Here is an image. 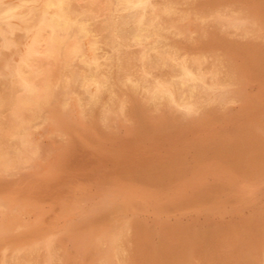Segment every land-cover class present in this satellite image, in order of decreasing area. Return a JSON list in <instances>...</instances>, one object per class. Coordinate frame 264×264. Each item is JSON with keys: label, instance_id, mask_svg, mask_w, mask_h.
I'll return each mask as SVG.
<instances>
[{"label": "rangeland", "instance_id": "1", "mask_svg": "<svg viewBox=\"0 0 264 264\" xmlns=\"http://www.w3.org/2000/svg\"><path fill=\"white\" fill-rule=\"evenodd\" d=\"M191 1H192V3H193V5H192V3H191ZM197 1H199V2H197ZM213 1V0H212ZM211 0H202V2H201V0H175V2H177V7L179 8L180 7V9H183L182 7L183 6H185L184 8H185V10H187V8L189 9V10H191V8L193 7V10H194V13H195V8H194V6L196 7V13L194 14L193 12L191 13V18L192 19H190L189 21H187V22H184L185 23V28H186V33H185V35H175L176 36V38L178 39V37H179V39L178 40H175V36L173 35H171L172 37H174L173 39H171L172 41H173V43L175 42H177V44H175L177 47L180 45V46H182L184 49L182 50V49H180L179 51H181V53H182V51H183V53H185V54H187V55H190V54H194V53H196V54H194L193 56H198V54L200 53L201 55L202 54H204L205 52V50H207V52L204 54L205 55V61H204V64L205 65H203L204 66V68L203 69H205L206 70V68L209 66V62L211 61V59L213 58V57H215L216 55L218 56V57H220L222 60H221V63L223 64V66H224V70L226 69L227 71L229 70V68H232L233 67V69L235 70V73H236V76H237V79H236V85H235V87H233L234 89H235V91L234 92H236L235 94H234V92H232V93H230L231 95L230 96H227V95H229V93L228 94H226V96H225V98H224V100L223 101H220V102H218V103H214V104H208L209 106H210V108H211V105L213 106V108H211V109H209L208 110V108H207V106L208 105H205V108L204 107H201L200 108V111L201 112H203V113H201L200 111H199V114H197V115H191V116H188L189 117V119H188V117L186 116V114H184V111H183V109H181V108H176V107H174V106H172V105H169V104H164V105H162V106H160L159 108H154L153 106L151 107V105H147V103H146V101L144 100L145 98H144V94L142 93V96H140L139 95V93H137V94H135L134 96L132 95L131 96V100H132V98H133V102H138V103H135V104H132V101L130 100L128 103V106H127V108H126V105H127V102H126V104H125V107L124 108H126L125 110H124V112L122 113V115H117V116H113V118H112V116L110 117V118H108L107 120H102L101 119V117H100V114L98 113V112H96L94 115H92L91 116V118H88L87 120H90L89 122H84L83 124H81V122L79 121V119H77V117H75V116H71V117H65L66 116V113H63V115H65V116H63V115H61V114H58L57 115V118L59 119H55V123H53V124H48V125H43V127L42 126H39L38 128H36L35 130H33L34 131V133H33V131H32V134L33 135H31L32 137H31V139L30 140H28L27 142H26V145L28 146L27 148H28V150L29 149H31V150H29L33 155H35V156H37V159H35L34 160V163L35 164H29V163H33V161H30L29 159L28 160H26V163H25V165L23 166V167H21V169H22V171H19V170H14L13 172H12V174L10 173V174H0L1 176L0 177H2V178H0V198H1V196H2V198H4V197H6V196H8V195H13V196H15V198H19L18 200H20V201H18V200H16V202L17 203H25L26 204V206L25 207H27V209L25 208V213H22V214H20L19 215V220L18 221H20V223L22 224V228L21 229H19V230H17V231H15V232H10V233H4L3 231L1 232L0 231V258H1V256L3 257V255H4V253H5V255L7 254V256H8V254L10 255L12 252H13V250L12 249H14V247L16 248L17 247V245L19 244V245H21V243H22V246H24V245H28V243H29V245L30 244H33L34 242L36 243V245H35V249H34V254H33V257L32 258H34L35 260H36V263L38 264H40V262H41V264H43L47 259L46 258H48L49 257V254H50V252H49V250L48 249H46V248H48V247H52L53 249H54V252H55V255H56V259L55 260H53L52 261V264H67L68 263V261L70 262V263H68V264H71L72 262H73V264H85L84 262H86V264H99L100 262V264H104V259H103V255H104V252H105V249L104 248H106L107 246H108V244H107V241H104V243L102 244V246H101V244L100 243H97L98 242V240H97V237L99 238V235L98 234H100V232H102V231H106V230H109V228L110 229H112V228H114V227H116V225L117 224H120V222L118 223L117 221H121V219L119 218V217H121V218H125V219H123L122 221H121V224L120 225H122L123 223H125V224H123L124 226H126L125 228H126V230H125V235H123L124 237L122 238L123 240H124V238H125V242H123V240H122V243H123V245H124V247L126 248L125 249V254L123 255V259L121 260V259H116V260H114V264H133L134 262H135V264H156L155 263V261H158V263L157 264H164V263H168L169 261H171L170 263L171 264H218V262L220 263V264H233L235 261V263L234 264H236V263H238V264H240L241 263V260H242V257L244 258V260H248V262H250V263H246V261H244L243 260V264L245 263V264H264V260L262 261V258H261V254H263V256H264V236L262 235V233L264 234V214L262 213V212H264V67H262V66H264L263 64L264 63H262V60L264 59V48H263V46H264V41H263V39H264V31H262V30H264L263 28H264V21H262V18H263V20H264V0H249V1H247L246 2V0H241V1H237V0H228V4H227V0H221V2L222 3H220V2H217V1H213L212 2ZM218 1H220V0H218ZM234 2V1H236V2H234V3H231V2ZM261 1V2H260ZM181 2V3H180ZM183 2V3H182ZM195 2V3H194ZM211 2V3H210ZM225 2V3H224ZM248 2H249V4L251 5H249L248 4ZM178 3H180V5H182V6H180ZM197 3H199V4H197ZM203 5V6H201V4ZM236 3V4H235ZM247 3V4H246ZM254 3V4H253ZM197 4V5H196ZM204 4H205V6H204ZM221 4V5H220ZM226 6H225V5ZM190 5V6H189ZM217 5V6H216ZM219 5V6H218ZM222 5H224L223 7H222ZM237 5V6H236ZM246 5V6H245ZM260 5V6H259ZM187 6H189V7H187ZM197 6H200V7H202V9H204V11L199 7H197ZM213 6H214V8H213ZM252 6L254 7V8H252ZM258 6V7H257ZM206 7V8H205ZM208 7V8H207ZM210 7V8H209ZM213 9H212V8ZM257 7V8H256ZM217 8H219V10H229V12H231V13H236L237 11H239V12H246V14H247V19L251 22V20L252 19H254V21L256 20L258 23H256V21H255V24H257V26H255L254 25V27L252 28V32L250 33L251 35L249 36V34H243L241 31H240V29H237L236 27H234V30H233V27H227V26H224V25H222V24H220L219 22H218V13L220 12V11H214L213 13H211V14H208V16H209V18H207L208 16H206L207 15V12L209 11V10H206V9H210V10H215V9H217ZM234 8V9H233ZM245 8H247V10L248 11H246V9ZM255 9V12L253 11V12H251L250 11V9ZM257 9H259L260 11H258ZM206 10V11H205ZM257 10V11H256ZM250 11V12H249ZM201 12V13H200ZM216 12H217V14H216ZM256 12H257V15H256ZM259 12V13H258ZM251 13H252V15H253V17H252V15H251ZM254 13H255V17H254ZM261 13V15H259ZM262 13H263V16H262ZM192 14H194V15H192ZM199 14H200V16H199ZM237 14H238V12H237ZM217 15V16H216ZM196 16V17H195ZM212 16H214V17H212ZM248 16H250L251 17V19H250V17H248ZM257 16V17H256ZM198 17V18H197ZM216 17H217V19H216ZM207 18V19H206ZM259 18H261V19H259ZM198 19H200L199 21H197ZM208 19H210L209 20V22L204 26L203 25V23H202V21L203 20H208ZM215 21H214V20ZM259 19V20H258ZM14 23H13V22ZM36 20L34 19V17H33V15L31 14H28V15H26V17L23 19V20H19V19H12L11 20V22H10V25L12 24L13 25V27H14V32H13V34H12V37H14V39L15 40H17V41H19V40H21V38H22V36H23V34H24V32H25V29L30 25V24H32L33 22H35ZM99 21V22H98ZM98 25L101 23V21H100V19H98ZM191 21V22H190ZM194 21V22H193ZM195 21H196V24H195ZM204 21V22H205ZM214 21V22H213ZM254 21H252V22H254ZM211 22V23H210ZM215 22H216V24H215ZM218 22V23H217ZM251 22V23H252ZM23 23V24H22ZM29 23V24H28ZM187 23V24H186ZM195 25H193V24ZM199 24V26H198V24ZM210 23V24H209ZM238 23H240V21H238ZM241 23H243L242 21H241ZM18 26H17V25ZM210 25H212L211 27L212 28H210ZM219 25V26H218ZM222 25V26H221ZM202 26V27H201ZM207 26H208V28H207ZM260 26H263V28L262 27H260ZM3 27H4V29H3ZM190 27V28H189ZM198 27V28H197ZM200 27H201V29L203 28V27H205L204 28V31L203 30H201L200 29ZM216 27H220V28H216ZM258 27V28H257ZM0 28H2L1 29V31H0V54L1 55H3L2 57H1V55H0V58H2V59H0V84H2V85H0V101L2 100V98L5 96V94L10 90V88L13 86V84H14V79L13 78H10L6 73H5V71H4V64H5V61L8 59V57H9V55H10V50L2 43V41H3V36H9V32H8V26H7V24L5 23V22H3V21H0ZM210 28V29H209ZM215 30H214V29ZM236 28V29H235ZM257 28V29H256ZM261 28V29H260ZM188 29V30H187ZM191 29V30H190ZM202 31H200V30ZM209 29V30H208ZM212 29V30H211ZM219 29H220V31H219ZM196 30V31H195ZM207 30V31H206ZM216 30H218V32L216 31ZM6 33H5V32ZM189 31L191 32V33H189ZM211 31V33H210V36H209V32ZM227 31L230 33H227ZM234 31H237V33L239 32V35L238 34H235L236 32H234ZM253 31L255 32V33H253ZM19 32V33H18ZM188 32V33H187ZM193 32H195V34L193 33ZM206 32V33H205ZM214 32H215V34H214ZM223 33V34H222ZM232 33H233V35H232ZM241 33H242V35H241ZM188 34V35H187ZM189 34H191V36H193V37H191ZM195 36H194V35ZM222 34V35H221ZM229 34V35H228ZM257 36H256V35ZM187 35V36H186ZM206 36L207 35V40L204 38V36ZM212 35V36H211ZM220 35V36H219ZM180 36H183L182 38L180 37ZM209 36V37H208ZM228 36V37H227ZM189 37V38H188ZM197 37H199V41L201 42H199L198 43V38ZM214 37V38H213ZM223 37V38H222ZM224 37H226V38H224ZM242 37V38H241ZM253 37V38H252ZM185 38H187V39H185ZM193 38V40H191V39ZM203 38V39H202ZM218 38V39H217ZM245 38V39H244ZM257 38V39H256ZM184 41V43H183V41ZM196 39V41L194 42V40ZM227 39H228V41H227ZM248 39H252L251 41L252 42H250V40L248 41ZM189 40V41H188ZM203 40V41H202ZM218 40V41H217ZM182 41V42H181ZM190 41H192V42H190ZM248 43H247V42ZM259 41V42H258ZM182 43V44H180V43ZM189 42H190V44H189ZM203 42V43H202ZM225 42V43H224ZM245 42V43H244ZM257 42V43H256ZM262 42V44H260ZM195 43V44H194ZM197 43V44H196ZM215 43H216V45H215ZM223 43V44H222ZM251 43H253V47L251 46ZM179 44V45H178ZM184 44V45H183ZM191 44H194V45H191ZM187 45H188V47H187ZM191 45V46H190ZM195 45H196V47H195ZM209 45H213V46H210L209 47ZM215 45V46H214ZM225 45V46H224ZM232 45V46H231ZM179 46V47H180ZM218 46V47H217ZM220 46H221V48H220ZM226 46H227V49H226ZM243 46V47H242ZM248 46H250V47H248ZM262 46V47H261ZM179 47H178V49H179ZM181 47V48H182ZM199 47V48H198ZM208 47V48H207ZM256 47V48H255ZM258 47L260 48V49H258ZM135 48V47H134ZM187 48V49H186ZM188 48H189V50H188ZM204 48V49H203ZM212 48H214L213 50L215 51L216 49H217V51L216 52H214L213 50H212ZM238 48V49H237ZM250 48V49H249ZM136 49H139L138 47H136L135 48V52H136ZM192 49V50H191ZM194 49V50H193ZM195 49H197V50H195ZM200 49V50H199ZM209 49L211 50L210 52H209ZM243 49V50H242ZM246 49H248V50H246ZM254 51H253V50ZM257 49V50H256ZM202 50H204V51H202ZM221 50V51H220ZM245 50V51H244ZM255 50H256V52H255ZM259 50V51H258ZM1 51H2V53H4V54H2L1 53ZM138 51V50H137ZM189 51H190V54H189ZM193 51H194V53H193ZM196 51V52H195ZM218 51H220V54L218 55ZM231 51H232V53H231ZM251 51L252 52H254V53H251ZM257 51H258V53H257ZM260 51H261V53H260ZM102 52V53H101ZM204 52V53H203ZM211 52H213V53H211ZM222 52V53H221ZM226 52V53H225ZM245 52V53H244ZM99 53L102 55V54H104V50H100L99 51ZM225 53V55H223ZM257 53V56H259V54H261L260 55V57L262 56L263 58H260V57H258V58H256L253 54H256ZM7 54V55H6ZM208 54V55H207ZM240 54H241V56H240ZM6 55V57H4ZM191 55V56H192ZM221 55H223L222 57H221ZM248 55V56H247ZM253 56L254 58H256V60H255V62L251 59V60H249L248 59V57L249 56ZM200 56V55H199ZM246 56V57H245ZM4 57V58H3ZM226 57V58H225ZM230 57V58H229ZM236 59H235V58ZM100 59V61L102 60L101 58V56L99 57ZM229 58V59H228ZM232 58V59H231ZM239 58H241L240 60H239ZM209 59V60H208ZM225 60H227V61H225ZM233 60V61H232ZM239 60V61H238ZM243 63H242V62ZM249 61V62H248ZM258 61V62H257ZM264 61V60H263ZM2 62V63H1ZM229 62V63H228ZM233 64H232V63ZM251 62V63H250ZM252 62H254L255 64L253 65V63ZM259 62H261L262 63V66H260L261 65V63L259 64ZM239 63V64H238ZM241 63V64H240ZM245 63H246V65H245ZM252 64V65H251ZM225 65H226V67H225ZM233 65V66H232ZM236 65V66H235ZM238 66V67H237ZM243 66V67H242ZM254 66V67H253ZM257 66V67H256ZM242 67V68H241ZM246 67V68H245ZM248 67L250 68V69H248ZM262 67V68H261ZM241 68V69H240ZM253 68V69H252ZM239 69V70H238ZM256 69V71H254ZM249 70H252L254 73H252V71H249ZM240 71V72H239ZM245 71V72H244ZM139 71H137L136 70V75H138L139 73H138ZM225 72V71H224ZM242 72H243V75H242ZM251 72V73H250ZM263 74H262V73ZM160 72L159 71H157V72H155L154 74L155 75H157V74H159ZM161 73H164V71L163 72H161ZM251 74H260V75H258V76H256V77H254V76H252ZM166 75V74H165ZM122 76V75H121ZM242 76H244V77H246L245 79H244V77H242ZM249 76V77H248ZM3 80H2V79ZM243 78V79H242ZM248 78V79H247ZM251 79V80H250ZM10 80L12 81V82H10ZM245 80V81H244ZM240 81H244V83L242 84V82H240ZM238 82H240V83H238ZM9 85H11V86H9ZM238 85L240 86L239 88H243V89H241L242 91V93L241 94H239V92H240V90L239 89H237L238 88ZM241 85H243V86H241ZM3 87V88H2ZM237 90V91H236ZM245 91V92H244ZM247 92V93H246ZM125 92H123V90H117V94H118V96H119V98H122V96L123 97H125V94H124ZM238 93V94H237ZM233 94V95H232ZM237 94V95H236ZM249 95V96H245V95ZM258 94V95H257ZM262 96H261V95ZM138 95V96H137ZM236 95V96H235ZM239 95V96H238ZM242 97H241V96ZM252 97H251V96ZM136 96V97H135ZM140 96V97H139ZM238 96V97H237ZM251 97V100L249 99ZM254 98L257 100V102H256V100H254ZM140 99V100H139ZM142 99V100H141ZM242 99V100H241ZM135 100V101H134ZM143 100H144V102H143ZM233 100V101H232ZM250 100V101H249ZM252 100H254V101H252ZM259 100V101H258ZM140 101V102H139ZM243 101V102H242ZM247 101H249V102H247ZM233 103V105H232V103ZM239 102V103H238ZM261 102V103H260ZM145 103V104H144ZM250 103V105H248ZM142 104V105H141ZM235 104V105H234ZM238 104V105H237ZM245 104V105H244ZM263 106H262V105ZM131 105V107H129ZM144 105V106H143ZM146 105V106H145ZM241 105V106H240ZM244 105V106H243ZM137 106V107H136ZM141 107V109H136V110H134L135 108H139V107ZM147 106L148 107H151V108H147ZM166 106V107H165ZM208 106V107H209ZM248 106L250 107V106H254V107H251L252 109H254L255 110V112H258V113H256L255 114V112L251 109V108H248ZM129 107V108H128ZM161 107H163V109L161 108ZM167 107H169V108H167ZM223 107V108H222ZM257 107V108H256ZM262 107V108H261ZM146 108V110H144ZM162 109V111H161V109ZM165 108V109H164ZM242 109V111L240 112V110ZM260 108H261V110H260ZM0 109H3V107L2 106H0ZM149 109H151V110H149ZM152 109H154V110H152ZM207 109V110H206ZM213 109H214V112H213ZM218 109V110H217ZM244 109H245V111L247 112H245L244 111ZM247 109V110H246ZM249 109H251V111H249ZM141 112V114H140V112ZM149 111V113H147V115L149 114L150 115V112L151 111H156L155 113L154 112H151L152 114L150 115V116H146V112H148ZM167 110V111H166ZM179 110V111H178ZM221 110V111H220ZM237 110V111H236ZM239 110V111H238ZM138 111V113L140 114V116L138 115V114H136V112ZM168 111H169V113H168ZM209 111H211V114H209L210 112ZM228 111L229 112H233L234 113V111H235V116L234 115H232V114H230V113H228ZM244 111V113H246V115L247 116H245V115H242V114H244V113H242ZM130 114H129V113ZM162 112V113H161ZM165 112V113H164ZM167 112V113H166ZM180 112H182V113H180ZM208 113V114H207ZM212 113H214V114H212ZM225 113V114H224ZM240 113V114H239ZM132 114V115H131ZM136 116H138V117H136ZM155 114H157V117H155ZM165 116V115H167L168 114V116H165L166 118H164V119H166V120H164L163 119V116ZM203 114H205L204 115V117H202L203 116ZM127 115H129L128 117H130L129 118V121L130 122H128L127 121V119H128V117H127ZM145 115V116H144ZM172 115L173 116H175V118L176 119H178V122H179V124H178V122H176V120H175V118H173L172 117ZM176 115H177V117H176ZM202 115V116H201ZM213 115L215 116V117H213ZM123 116V117H122ZM124 116H126L125 117V119H123V121H122V118H124ZM144 116V119L142 118ZM161 116V117H160ZM170 116H171V118H170ZM180 116V117H179ZM195 116V118L193 119V117ZM260 117V118H258V117ZM120 117H122V118H120ZM133 117H135V118H133ZM143 120L142 121V123H143V125L141 126V120H140V118ZM149 118L148 120H147V118ZM152 117H154V118H152ZM159 117H160V119H159ZM206 117H207V119H206ZM228 117V118H227ZM230 117H232L231 119H229ZM235 117V118H234ZM64 118H70V120L69 119H64ZM99 120H98V119ZM132 118V119H131ZM151 118L152 119H158V120H152L151 121ZM162 118V119H161ZM168 118H169V120H168ZM181 118V119H180ZM191 118V119H190ZM203 119V121H201L202 119ZM215 118H217L216 120H215ZM224 118H225V121H224ZM243 118V119H242ZM252 118V119H251ZM255 118V119H254ZM263 118V119H262ZM114 119V120H113ZM116 119V120H115ZM120 121H119V120ZM172 119V120H171ZM173 119L175 120V121H173ZM184 119H185V121H184ZM192 119H193V121H192ZM198 119V120H197ZM206 121H205V120ZM210 119H211V121H210ZM220 121H219V120ZM243 121H242V120ZM69 120V121H68ZM97 120L99 121V122H97ZM118 120V121H117ZM131 120H134L133 121V123H132V121ZM136 120H137V122H136ZM161 121V120H163V122H167V124H169L168 126L165 124V123H163V124H161L162 123V121H161V123L160 122H158V121ZM168 120V121H167ZM181 121V123H183V125H185V127H182V125L180 124V121ZM189 120H190V122H189ZM195 120V121H194ZM196 120H197V122H196ZM215 120V121H214ZM227 120V121H226ZM231 120V121H230ZM241 120V121H240ZM254 120V121H253ZM260 120V121H259ZM59 121H61V122H59ZM69 123H68V122ZM70 121H73V123L71 122L70 123ZM140 121V122H139ZM150 121V122H149ZM169 121H172V124H171V122H169ZM184 121V122H183ZM211 122V123H209V122ZM212 121H214V123H217V124H214V123H212ZM219 121V122H218ZM234 121V122H233ZM240 121V122H239ZM77 124H79V125H77ZM119 122H120V124H119ZM138 122H139V126H141V127H137L136 128V126L138 125ZM146 122H149L147 125H146ZM152 122V123H151ZM174 122V123H173ZM175 122L178 124H176V127L178 128V126L180 127V129L178 128V129H174L173 127H171V126H174L175 125ZM192 122V123H191ZM226 122V123H225ZM239 122V123H238ZM256 122H260L261 124H259V123H257L258 125H255L256 124ZM57 123V124H56ZM90 123H91V125H90ZM100 123V124H99ZM116 123V124H115ZM118 123V124H117ZM187 123V124H186ZM195 123H197V125H198V128L199 129H197V126H196V124ZM205 123V124H204ZM207 123H209V124H207ZM234 123V124H233ZM254 123V124H253ZM55 124V125H54ZM65 124V125H64ZM74 124V125H73ZM89 124V126H87ZM151 124V127L149 126ZM163 125L162 127L161 126H158V125ZM189 124V125H188ZM200 124H202V125H200ZM204 124V125H203ZM211 124V125H210ZM212 124H214V125H212ZM227 124V125H226ZM238 124V125H237ZM250 125V127H248L249 125ZM252 124V125H251ZM53 125V126H52ZM71 127H70V126ZM76 125V126H75ZM82 125V126H81ZM101 125V126H100ZM117 125V126H116ZM131 125V126H130ZM145 125L148 127L149 126V128L150 129H154V130H151V131H146V130H149V128L147 129V127H146V130H144L145 129ZM181 125V126H180ZM187 125V126H186ZM191 125L192 126H196V129H195V127H194V129H193V127H191ZM209 125V126H208ZM219 125V126H218ZM232 125H233V127L234 128H232ZM235 125V126H234ZM246 125V126H245ZM48 128H47V127ZM64 126H66L68 129H69V131H70V128H71V131L69 132L68 131V129L66 128V127H64ZM76 127L75 129H73L72 130V127ZM77 126H78V129H77ZM82 127L81 129H84L83 131L82 130H80V127ZM86 126V127H85ZM92 126V127H91ZM118 126H119V128H118ZM134 126V127H133ZM144 126V127H143ZM158 127V129L161 131V130H167L166 128L168 127V129H169V131H167V132H165V131H161L160 133H159V130H157L156 128ZM167 126V127H166ZM189 126V127H188ZM200 126H202V128L200 127ZM204 126L205 127H207L206 129L204 128ZM227 128V130H230V132L229 131H225V128ZM239 126V127H238ZM242 126V127H241ZM252 126V127H251ZM254 126V127H253ZM256 126V127H255ZM258 126H261V127H258ZM56 127V128H55ZM57 127H59V129L60 130H62V133H61V135H60V133L59 132H57ZM73 127V128H74ZM94 127V128H93ZM97 127V128H96ZM103 127H104V129H103ZM132 130H130L129 128ZM156 127V128H155ZM175 127V126H174ZM175 127V128H176ZM212 127H213V129H212ZM258 127V128H257ZM40 128V129H39ZM86 128H88V129H86ZM109 128V129H108ZM111 128V129H110ZM133 128V129H132ZM140 128V129H139ZM141 128H143V130L141 129ZM222 128H223V130H222ZM236 128V129H235ZM237 128H239V130L241 131V130H243V132L241 131H239ZM242 128V129H241ZM244 128V129H243ZM254 128V129H253ZM155 129H156V131H155ZM173 129L175 130L174 132H173ZM190 131H189V130ZM205 129V131H202V130H204ZM216 129H218V130H216ZM220 129V130H219ZM260 129H261V131H260ZM51 130H53V131H51ZM59 130V131H60ZM74 130H75V132H74ZM79 130V131H78ZM85 130H87V131H85ZM94 130V131H93ZM184 130H187V131H184ZM193 130V131H192ZM196 130V131H195ZM210 130V131H209ZM233 130H234V132H233ZM254 130V131H253ZM257 130H259V131H257ZM47 131V132H46ZM78 131V132H77ZM90 131H92V132H90ZM99 131V132H98ZM138 133H137V132ZM147 132L146 134H143V132ZM156 132V133H154L155 134V136H154V134H152V132ZM158 131V132H157ZM178 131V132H177ZM184 131V132H183ZM194 131H195V133H194ZM212 131V132H211ZM49 132H51V133H49ZM67 132H69L70 134H72V135H70L69 133L67 134ZM73 132L75 133V134H73ZM80 132H81V134L82 133H84L83 135H81L80 134ZM97 132V133H96ZM134 132H136V133H134ZM151 134H150V133ZM165 132V133H164ZM171 132V133H170ZM176 132V134H174ZM179 132H180V134H179ZM182 132V133H181ZM196 132H199V133H196ZM201 132V133H200ZM206 132V133H205ZM225 132V133H224ZM258 132V134H256ZM56 133V134H55ZM59 133V134H58ZM64 133V134H63ZM76 133H78V134H76ZM92 135H91V134ZM135 134V136L137 135V134H142V136L141 135H137V136H139V137H137V139H135L134 137L135 136H132V135H134ZM149 133V134H148ZM164 133V134H163ZM174 135H173V134ZM177 133H178V135H177ZM232 133V134H231ZM235 133H237V134H235ZM261 133V134H260ZM38 134V136L36 137L35 135H37ZM86 134V135H85ZM88 134H90V137H91V139H93V140H91L90 138H89V135ZM99 134V135H98ZM160 134V135H159ZM166 134H168L167 136H166ZM187 134V135H186ZM192 134V135H191ZM227 137V139L225 140V137H224V135ZM227 134V135H226ZM239 134H243L242 136L241 135H239ZM49 135V136H48ZM55 135V136H54ZM56 135H57V137H56ZM73 135H75V136H73ZM88 135V136H87ZM109 135V136H108ZM111 135V136H110ZM165 135V136H164ZM171 135V136H170ZM178 136V137H176V136ZM199 136V137H197V136ZM212 135V136H211ZM215 136V138H213L214 136ZM220 135V137H216V136H219ZM235 135H236V137H235ZM238 135V136H237ZM65 136V137H64ZM67 136V137H66ZM69 136H71V137H69ZM85 136H87L86 138H87V140L85 139ZM104 137V138H106V139H104V138H102V137ZM113 136V137H112ZM132 136V137H131ZM164 136V141H162L163 140V138H161L160 140L162 141H158L159 140V138L158 137H163ZM176 139H174L173 137ZM183 136V137H182ZM194 136V137H193ZM201 136V137H200ZM205 136V137H204ZM233 136H234V138H233ZM247 136H250V137H248L247 139H245ZM263 136V137H262ZM38 137H39V139H38ZM60 137V138H59ZM74 137V138H73ZM82 137H84V139L82 138ZM95 137V138H94ZM107 137H109L110 139H107ZM115 137V138H114ZM150 137V138H149ZM157 137V138H156ZM171 137H172V140H174V141H172V140H170L171 139ZM230 139H229V138ZM240 137V138H239ZM242 137V138H241ZM34 138V139H33ZM57 138V139H56ZM64 138V139H63ZM68 138H69V141H68ZM71 138V139H70ZM73 138V139H72ZM75 138H77V140H78V142H77V140L75 139ZM80 138V139H79ZM112 138V139H111ZM114 138V139H113ZM130 138H134V139H130ZM140 138V139H139ZM146 138V139H145ZM152 138H154V140H152ZM156 138V139H155ZM189 138L191 139L192 138V142L190 143V141L191 140H189ZM201 138H203V139H201ZM210 138V139H209ZM218 138H219V142L220 143H215L214 144V142L216 141V142H218ZM221 138V139H220ZM235 138H237V140L238 141H236V139ZM88 139H90L91 141H89L90 143H91V145H89V143H88ZM100 139V140H99ZM121 139V140H120ZM125 139V140H124ZM126 139H127V141H126ZM144 139H145V141H144ZM148 139H150V140H148ZM166 139H168V141L166 140ZM178 139V140H177ZM181 139V140H180ZM205 139V140H204ZM240 139V140H239ZM249 139V140H248ZM257 139V140H256ZM63 142H62V141ZM82 140V141H81ZM95 140V141H94ZM97 140V141H96ZM130 140H132L131 142H130ZM134 140V141H133ZM157 142H156V141ZM185 142H184V141ZM188 140V141H187ZM202 140V141H201ZM230 140V141H229ZM37 141V142H36ZM62 143H61V142ZM68 141V142H67ZM109 141H110V143H109ZM118 141V142H117ZM120 141H121V145H122V143H126V144H123L122 145V147H121V145L120 146H117V148H116V145L118 144V143H120ZM123 141V142H122ZM149 143H148V142ZM182 141V142H181ZM203 141H204V143H203ZM206 141V142H205ZM237 143H236V142ZM246 141V142H245ZM32 142H34V144H32ZM70 142V143H69ZM74 142H75V144H74ZM77 142V143H76ZM97 142V143H96ZM98 142H101L100 144L98 143ZM115 142H116V145H115ZM134 143V145H130V144H128V143H131V144H133ZM136 142V143H135ZM140 142H142L141 144H140ZM154 142H156V144H157V146L156 145H154L155 143ZM164 142V143H163ZM166 142V143H165ZM167 142H169L168 144H167ZM177 142V143H176ZM179 142H180V144H179ZM197 142H198V144H200L201 145V147H200V145H198L197 144ZM200 142V143H199ZM241 142V143H240ZM28 143V144H27ZM57 143V144H56ZM66 143V144H65ZM85 143V144H84ZM96 143V144H95ZM104 143V144H103ZM109 144V147H111V148H109L108 146L107 147H105L106 145H108ZM144 143V144H143ZM145 143H147L146 145H148V147H146V145H145ZM152 143H154V144H152ZM158 143H159V145H158ZM184 143H186V144H188V145H184ZM209 143V144H208ZM246 143H247V145H246ZM253 143V144H252ZM65 144V145H64ZM78 144V145H77ZM82 144V145H81ZM93 144V145H92ZM99 146H98V145ZM152 144V145H151ZM161 144H163V146L161 145ZM171 144V145H170ZM204 144H208V145H210V146H208V145H204ZM216 144H218L220 147H218ZM221 144V145H220ZM236 144V145H235ZM244 144V145H243ZM38 145V146H37ZM56 145V146H55ZM62 145V146H61ZM72 145V146H71ZM77 145V146H76ZM79 145H80V147H79ZM101 145V146H100ZM125 145H127V147L125 146ZM128 145H130V146H128ZM136 145H142V148L140 147V149L138 148V147H135ZM166 145H168V147H165ZM172 145H173V150L171 149L172 148ZM175 145H177V146H175ZM182 145V146H181ZM205 147H204V146ZM212 145V146H211ZM213 145H216L215 147L213 146ZM225 145V146H224ZM60 146H61V148H60ZM90 146H92V148L90 149L89 147ZM93 146H95L94 148H93ZM98 146V147H97ZM125 146V147H124ZM145 148H144V147ZM154 146H156V147H154ZM161 148H160V147ZM208 146V147H207ZM221 146H224V148H226V149H224L223 147H221ZM244 146V147H243ZM259 146H261V147H259ZM34 149L35 148V150H33L32 148ZM48 147H49V149L51 150V151H53V152H50V150L48 149ZM58 147V148H57ZM70 147H71V150L72 151H74V152H70ZM77 147V148H76ZM119 147V148H118ZM130 147V148H129ZM131 147H132V149H131ZM163 147V148H162ZM164 147L166 148V149H164ZM198 148V150L200 149V148H202L199 152H198V150L196 149V148ZM263 147V148H262ZM65 148H67V149H65ZM76 148V149H75ZM100 148H101V150H100ZM103 148V149H102ZM106 148L108 149V150H106ZM115 148L116 149H120V151H115ZM135 148H138V149H136L135 150ZM143 148L145 149V151H143ZM148 148V149H147ZM175 148V149H174ZM181 148V149H180ZM194 148H195V151H196V153L194 152ZM213 148H215V149H213ZM221 148H223V150H225V153H224V151L221 149ZM254 148V149H253ZM258 148V149H257ZM46 149H47V152H48V154H47V152H46ZM54 149H55V151H56V154H55V151H54ZM58 149H60V150H58ZM96 149V150H95ZM98 149V150H97ZM114 149V150H113ZM122 149V150H121ZM124 149V150H123ZM177 149V150H176ZM185 149H187V150H185ZM206 149V150H205ZM213 149V150H212ZM239 149V150H238ZM261 149V150H260ZM32 150H33V152H32ZM64 150V151H63ZM89 150H91L90 152H89ZM94 150V151H93ZM106 150V151H105ZM126 150V151H125ZM128 150V151H127ZM140 150V151H139ZM150 150V151H149ZM155 150V151H154ZM160 150V151H159ZM162 150H164V152H162ZM165 150H167V151H165ZM169 150H172V151H169ZM176 150V151H175ZM181 150V151H180ZM192 150V151H191ZM219 150V151H218ZM59 151V152H58ZM99 151H101L102 153H100ZM129 151H131V155H132V157H131V155H130V153H129ZM134 151H135V156H134ZM157 151H159V152H157ZM175 151V152H174ZM186 151V152H185ZM203 151V152H202ZM204 151L206 152L205 154H207L206 156H205V154H204ZM210 151V152H209ZM216 151V152H215ZM239 151V152H238ZM252 151V152H251ZM253 151H254V153H253ZM263 153H262V152ZM45 152V153H44ZM96 152V153H95ZM111 153V152H113V153H111V154H107V153ZM123 152H125V153H123ZM133 152V153H132ZM141 152V154H139ZM151 152V153H150ZM172 152V153H171ZM191 152V153H190ZM198 152V153H197ZM208 152V153H207ZM212 152V153H211ZM238 152V153H237ZM258 152V153H257ZM62 153V154H61ZM67 153V154H66ZM70 153V154H69ZM97 153L98 154H100V155H97ZM121 153H122V155H121ZM129 153V154H128ZM149 153V155H146V154H148ZM160 153V154H159ZM171 154V155H167V154ZM201 153H203L202 155H201ZM243 153V154H242ZM245 153V154H244ZM261 153V154H260ZM45 154H47V157H46V155ZM50 154V155H49ZM61 154V155H60ZM72 154V155H71ZM118 154H120V155H118ZM129 156H128V155ZM145 154V155H144ZM152 154H155V155H152ZM157 154V155H156ZM173 154V155H172ZM191 154V155H190ZM197 154V155H196ZM208 154H209V156H208ZM214 154V155H213ZM242 154V155H241ZM254 154V156H252ZM43 155H45V156H43ZM66 155V156H65ZM84 155H86V156H84ZM110 157H109V156ZM112 155L114 156V155H116L115 157H113L112 158ZM127 155V156H126ZM141 155V156H140ZM151 155V156H150ZM158 155H160L159 157H158ZM164 155V156H163ZM167 155V156H166ZM187 155H189V156H187ZM199 155V156H198ZM39 156H40V158H39ZM51 156H53V157H51ZM70 156V160H68L67 159V161H66V159L65 160H63L64 158H68ZM74 156V158H72ZM119 156V160L116 158V157H118ZM124 156V157H127V158H122V157ZM138 158H137V157ZM155 156H157V157H155ZM203 158H202V157ZM213 156V157H212ZM225 156V157H224ZM248 156V157H247ZM55 157V160L53 159ZM62 157V158H61ZM105 159H104V158ZM133 157H134V159H133ZM152 157H154V158H157V161H156V159H154V158H152ZM215 157H217V158H215ZM221 157V158H220ZM227 157V158H226ZM249 157H251V158H249ZM48 158V159H47ZM58 158V159H57ZM83 158V159H82ZM99 158V159H98ZM133 159V161L131 160V162L132 163H126V162H128V161H130V159ZM141 158H142V161H140L141 160ZM184 158V159H183ZM191 158H193V159H191ZM213 158H215V159H213ZM224 160H223V159ZM244 158H245V160H247V161H244ZM40 159V161H41V163H43V166H42V164L41 163H39L40 161H37V160H39ZM92 159V160H91ZM97 161H96V160ZM114 159H116V160H114ZM122 161H124V162H122ZM125 159V160H124ZM147 159H149L150 160V164H146V163H149V161H147ZM219 159V160H218ZM225 159H226V161H225ZM239 159V160H238ZM249 159V160H248ZM44 160V161H43ZM62 160H63V163H62ZM99 160V161H98ZM143 160H145V161H143ZM151 160H152V162H151ZM204 160H206V161H204ZM217 160H218V162H217ZM255 160V161H254ZM36 161V162H35ZM60 161H61V163H60ZM66 161V162H65ZM73 161V162H72ZM79 161V162H78ZM93 161V162H92ZM101 161V162H100ZM107 161V162H106ZM177 161V162H176ZM196 161V162H195ZM227 161H230L229 162V164H228V162ZM37 162H38V164H37ZM46 162V163H45ZM83 162H84V164H83ZM99 162V163H98ZM142 162V163H141ZM185 162V163H184ZM221 162V163H220ZM232 162V164H230ZM241 164H239V163ZM243 162H244V164H243ZM258 162V163H257ZM49 163H52L51 165L49 164ZM54 163V164H53ZM59 163V164H58ZM65 163V165L63 166V164ZM72 163V164H71ZM121 164V165H119V164ZM139 163H141V164H139ZM152 163H154V164H152ZM169 163H171V164H169ZM180 163V164H179ZM211 163V164H210ZM223 163H226V164H223ZM247 163V164H246ZM253 163V164H252ZM62 164V165H61ZM91 164V165H90ZM104 164V165H103ZM118 164V165H117ZM124 164H125V167H124ZM126 164L127 165H130L129 167L128 166H126ZM132 164H134V165H132ZM136 164V165H135ZM140 165V168H139V165ZM146 164V165H145ZM178 164H179V166H178ZM208 165V167L206 166V165ZM234 164V165H233ZM252 164V165H251ZM45 165V166H44ZM47 165H48V167H47ZM55 165V166H54ZM56 165H57V167H56ZM62 167H61V166ZM85 165V166H84ZM88 165V166H87ZM101 165V166H100ZM112 165V166H111ZM123 165V166H122ZM143 167H142V166ZM161 165H162V167H161ZM210 165H212V168H211V166ZM238 165H239V167H238ZM258 165V166H257ZM260 165V166H259ZM29 166V167H28ZM33 166H34V168H33ZM39 166H40V169H39ZM42 166V167H41ZM50 166H51V168H50ZM53 166V167H52ZM116 166H119V167H116ZM131 166H133L134 168H133V170L135 171L134 173H132L133 171H132V167ZM136 166V167H135ZM138 166V167H137ZM146 166V167H145ZM155 166V167H154ZM189 166V167H188ZM236 166V167H235ZM249 167V169L247 168V167ZM27 167V168H26ZM35 167L37 168V169H35ZM55 167V168H54ZM60 167V168H59ZM64 167H65V171L67 170V171H69V172H65L64 171ZM68 167V168H67ZM70 167V168H69ZM86 167V168H85ZM99 167V168H98ZM100 167H102V168H100ZM121 167V168H120ZM128 167V168H127ZM131 167V168H130ZM159 169H158V168ZM165 167V169H163ZM180 167H182V168H180ZM186 167L190 170H187L186 169ZM194 167V168H193ZM220 167V168H219ZM229 167V168H228ZM235 167V168H234ZM243 167H245V168H243ZM256 167V168H255ZM24 168L26 169V170H24ZM57 168V169H56ZM74 168V169H73ZM94 168V169H93ZM112 168V169H111ZM115 168H116V171H115ZM119 168V169H118ZM123 168V169H122ZM136 168V169H135ZM137 168H138V170H140V171H137ZM148 168H150V169H148ZM151 168H154V170H151ZM157 168V169H156ZM208 168H210V169H208ZM222 168V169H221ZM244 170H243V169ZM260 168V169H259ZM18 169H20V168H18ZM27 169H30V170H28L27 171ZM39 169V170H38ZM52 171V173H51V171ZM53 169H55L54 171H53ZM114 169V170H113ZM161 169H163V170H161ZM205 169V170H204ZM220 169V170H219ZM246 169V170H245ZM256 169V170H255ZM258 169V170H257ZM35 170V171H34ZM37 170V171H36ZM43 170V171H42ZM46 170V171H45ZM62 172H61V171ZM72 172H71V171ZM75 170V171H74ZM128 170V171H127ZM149 170H151V172L149 171ZM229 170L232 172V173H234V174H232L231 172H229ZM241 170V171H240ZM242 170H243V172H244V175H243V172H242ZM262 170V171H261ZM32 171H34V172H32V175H31V172ZM48 171V172H47ZM58 171V172H57ZM60 171V172H59ZM65 173H64V172ZM74 171V172H73ZM79 171V172H78ZM86 171V172H85ZM102 171H104V172H102ZM125 171V172H124ZM127 171V172H126ZM145 171V172H144ZM146 171L148 172V173H146ZM164 171V173H162ZM172 171H173V173H172ZM186 171H189L188 173L186 172ZM255 171H256V173H255ZM258 171V172H257ZM28 172V173H27ZM46 173V175L44 174V173ZM54 172V173H53ZM101 172L104 174V176H102L103 174H101ZM110 172V173H109ZM121 172L122 173H124L125 175H127V173H128V175H129V177H128V175H127V177H125V175L123 176V174H122V176L120 175L121 174ZM143 172V173H142ZM156 172H157V174H156ZM159 172V173H158ZM160 172H161V174H160ZM169 172H171V173H169ZM242 172V173H241ZM252 172H254L253 173V176H251L252 174ZM16 173V174H15ZM33 173H35V174H33ZM58 173V174H57ZM62 173V174H61ZM72 173V174H71ZM77 173V174H76ZM108 175H107V174ZM151 173V174H150ZM152 173H154L155 175L154 176H152L151 177V175H152ZM194 173H195V175H194ZM31 176H30V175ZM65 174V175H64ZM68 176H72V178H70L69 180L67 179V175ZM69 174H71V175H69ZM92 174V175H91ZM95 174V175H94ZM99 174H101V176L99 175ZM105 174H106V176H105ZM117 174V176H113V175H116ZM134 174V175H133ZM150 174V175H149ZM169 174V175H168ZM200 175L199 177L197 176V175ZM255 174V175H254ZM11 175V176H10ZM15 175V176H14ZM45 175V176H44ZM76 175V176H75ZM147 175H149L150 176V183L148 182V177H146ZM157 175V176H156ZM194 175V176H193ZM230 175V176H229ZM236 175V176H235ZM246 175V176H245ZM40 176H42V177H40ZM57 177L58 179H60V180H58V179H56L55 177ZM75 176V177H74ZM87 176V177H86ZM95 176V177H94ZM97 176V177H96ZM109 176V177H108ZM110 176H112L111 178H110ZM130 176H131V178H130ZM138 176V178H135V177H137ZM195 176H197V177H195ZM232 176H234V178L235 179H233L232 178ZM255 176H256V178H255ZM36 178V179H33V178ZM54 177V178H53ZM63 177V178H62ZM88 177H89V179H88ZM94 177V178H93ZM105 177V178H104ZM117 177V178H116ZM120 179H119V178ZM140 177V178H139ZM238 177V178H237ZM243 177H245L244 179L245 180H247L248 181V183H247V181H245L244 179H243ZM253 177V178H252ZM32 180H31V179ZM38 178V179H37ZM77 179V181L75 180V179ZM83 178V179H82ZM90 178H91V180H90ZM97 178V179H96ZM99 178H101V179H99ZM147 178V179H146ZM190 179L189 181H192V182H189V181H187V182H185V184H184V181H186L185 179ZM194 178H197V180L196 179H194ZM249 178V179H248ZM16 179V180H15ZM41 179V180H40ZM48 179V180H47ZM53 179V180H52ZM54 179H56V180H54ZM72 179V181H70ZM96 179V180H95ZM112 179V180H111ZM151 179H154V180H151ZM187 179V180H188ZM194 179V180H193ZM35 180V181H34ZM40 182H39V181ZM50 180H52V181H50ZM61 180H64V182L66 183V185H65V183L63 182V181H61ZM66 180V181H65ZM68 180V181H67ZM73 180H75L74 181V183H75V185H76V188L77 187H80V189L78 190V188L76 189L75 188V186H72V184L74 185V183H73ZM118 180H119V182H118ZM130 183L131 181H132V183L134 182V184H132V183H130V185H127V184H129L127 181ZM140 181V182H137V185H135L136 183V181ZM244 180V181H243ZM250 180V181H249ZM14 181V182H13ZM58 183H56V182ZM59 181H61V182H59ZM98 181V182H97ZM104 181V182H103ZM124 181H126L127 183H125ZM145 181V182H144ZM151 181H154V182H152L151 183ZM159 181V182H158ZM166 181H168V182H166ZM194 181L196 182V183H194ZM198 181V182H197ZM11 182H12V184H11ZM17 182V183H16ZM68 182H70V183H68ZM90 182V183H89ZM115 182H118V183H115ZM122 184H121V183ZM176 182V183H175ZM237 182V183H236ZM6 183V184H5ZM20 183V184H19ZM28 183L30 184L29 186H28ZM36 183V184H35ZM45 184V185H43L44 186V188H43V186H41V185H39V184ZM61 183V184H60ZM120 183V184H119ZM123 183L125 184V185H123ZM140 183V184H139ZM160 183V184H159ZM190 183L192 184V183H194V184H192V185H190ZM216 183V184H215ZM239 183H241V184H239ZM3 184H5V185H3ZM8 184V185H7ZM13 184H16V185H13ZM19 184V185H18ZM68 184V185H67ZM97 184V185H96ZM108 184V185H107ZM110 184V185H109ZM113 184H114V186H113ZM115 184H117V185H115ZM143 184V185H142ZM221 184V185H220ZM238 184H239V186H238ZM23 185H24V187H23ZM50 185H52V186H50ZM61 185V186H60ZM65 185V186H64ZM118 185L120 186V185H122V186H120V187H118ZM159 185V186H158ZM209 185V186H208ZM3 186H5L6 188H9V189H6V188H4ZM25 186H27V188H28V190H27V188L25 187ZM34 186V187H33ZM36 186V187H35ZM47 186V187H46ZM67 186H68V188H67ZM72 188H71V187ZM98 186V187H97ZM124 186H127V187H131V188H127L126 187V189H125V187ZM135 186V187H134ZM152 187V189H151V187ZM158 186V187H157ZM167 186V187H166ZM169 186V187H168ZM211 186V187H210ZM223 186H224V188H223ZM12 187H13V189L14 190H12ZM18 187V188H17ZM20 187H22V188H20ZM46 187V188H45ZM59 187V188H58ZM97 187V188H96ZM121 187H124V188H121ZM137 187V188H136ZM142 187V188H141ZM149 187V188H148ZM155 187H156V189L157 188H159V191H156V189H155ZM200 187V188H199ZM209 187V188H208ZM242 187V188H241ZM249 187V188H248ZM24 188H26V190L24 191L23 189ZM37 188H39V190L37 189ZM44 189V190H41V189ZM62 188H63V190H62ZM66 190H65V189ZM112 190H111V189ZM114 188V189H113ZM167 188H169V190H167ZM200 190L201 188V190H203V192L200 190V192H199V190ZM223 188V189H222ZM240 188V189H239ZM3 189V190H2ZM6 189V190H5ZM57 189L58 190H60V191H57ZM70 189H72V190H70ZM85 189H87V190H85ZM92 189V190H91ZM120 189V190H119ZM151 189V190H150ZM162 189V190H161ZM164 189V190H163ZM166 189V190H165ZM198 191H197V190ZM250 189V190H249ZM1 190H2V192H1ZM4 190H5V192H4ZM22 190H23V192H22ZM49 190H51V191H49ZM55 190V192H53ZM67 192V190H68V192L66 193L65 191ZM73 190H75V191H73ZM77 190H78V192H77ZM116 190V191H115ZM118 190V191H117ZM130 190V191H129ZM158 190V189H157ZM238 190H240V191H238ZM245 192L244 194L242 193L243 191ZM14 191V193H12ZM23 193H21V192ZM31 191V192H30ZM33 191V192H32ZM38 191V192H37ZM45 192V193H42V192ZM71 191H72V193H71ZM92 191V192H91ZM95 191V192H94ZM120 191V192H119ZM125 191V193H123ZM138 191H140V193L142 192V195H140V193H138ZM148 192V193H146V192ZM161 191H162V193H161ZM167 191V192H166ZM205 191H207V193L205 192ZM10 192V193H9ZM19 194H18V193ZM29 194H28V193ZM36 192V193H35ZM57 192V193H56ZM62 192H64V193H62ZM87 192V193H86ZM106 192V193H105ZM116 192H119V193H116ZM122 192V193H121ZM151 192V193H150ZM196 192H198L197 194H196ZM201 192H202V195H201ZM205 192V193H204ZM218 192V195H216V193ZM226 192V193H225ZM233 192H235V193H233ZM238 192V193H237ZM247 192V193H246ZM250 194H249V193ZM66 193V194H65ZM71 193V194H70ZM85 193V194H84ZM90 193V194H89ZM96 195H94V194ZM109 193V194H108ZM191 194V196H189V195H187V194ZM212 193H214V198H213V194ZM239 193H242L241 195H238ZM25 194H27V196L25 195ZM39 196H38V195ZM42 194H44L43 195V197H42ZM54 194V195H53ZM56 194V195H55ZM58 194H59V196H58ZM80 194V195H79ZM125 194H127V195H125ZM130 194H132V195H130ZM144 194V195H143ZM155 194V195H154ZM162 194V195H161ZM185 194H186V197L188 196V198H186V197H184V199H181V200H185V199H187V200H185V202L186 201H190V199H192L191 197H193V199H195L197 196L196 195H198V198H197V201H199L200 203H205V204H207V205H202V206H200L201 204L200 203H198L197 201H195V203H193L194 202V200L192 199L189 203H193V206H195V207H193L192 205H189V203L188 202H186V205L185 204H182V202H184V201H182L181 202V200H180V198H182V197H180V196H185ZM193 194H196V195H193ZM202 196V198H200L201 196ZM203 194H205V196L203 195ZM210 194H211V196H210ZM221 194H222V196H221ZM232 194V195H231ZM234 194V195H233ZM253 194V195H252ZM20 195H25V198H23V196L22 197H20ZM32 195V196H31ZM35 195V196H34ZM48 197V198H45L46 196ZM50 195H52V196H50ZM71 195V196H70ZM83 195V196H82ZM86 195V196H85ZM89 195V196H88ZM93 195V196H92ZM117 195V197H114V196H116ZM148 195V196H147ZM158 195H160L159 197H157ZM163 195H167L166 197L164 196L163 197ZM193 195V196H192ZM215 195H216V197H215ZM244 195H246L245 197H244ZM34 196V197H33ZM36 196H38V198L36 197ZM55 196V197H54ZM92 196V197H91ZM124 196V199H125V201H123L124 199L122 198ZM130 196V197H129ZM142 196V197H141ZM152 196H156L157 197V199H156V197H152ZM161 196H162V198H161ZM179 196V198H177ZM195 196V197H194ZM200 196V197H199ZM206 196H208V197H206ZM239 196H241V198H243V199H239ZM243 196V197H242ZM247 196H249V197H247ZM32 197V198H31ZM42 197V199H40ZM120 197V198H119ZM145 197H149V198H145ZM171 197H173L174 199H171ZM190 197V198H189ZM204 197H206L205 198V201L206 202H204V200L203 201H201ZM250 197H252V198H250ZM43 198H45V200H43ZM50 198H52V199H50ZM58 198V199H57ZM81 198H82V200H81ZM104 198H105V200H104ZM131 198V199H130ZM159 198H161V199H159ZM169 199L168 201H167V199ZM232 198V199H231ZM260 198V199H259ZM33 199V200H32ZM37 199H39V201L37 200ZM47 199V200H46ZM49 199V200H48ZM102 199V200H101ZM116 199H117V201H119L120 200V205L118 204V202H116ZM121 199H122V201L123 202H121ZM135 199V200H134ZM139 200V202H138V200ZM151 199V200H150ZM164 199L167 201H164ZM199 199V200H198ZM201 199V200H200ZM238 199V200H237ZM248 199V201H246ZM26 200H28V203H27V201ZM36 200V201H35ZM44 201V202H41V201ZM71 200H72V202H71ZM101 200V201H100ZM104 200V201H103ZM108 200V201H107ZM134 200V201H133ZM156 200V203H154V202H151V201H155ZM174 200H175V202H174ZM196 200V199H195ZM221 200V201H220ZM233 200V201H232ZM25 201V202H24ZM47 201V202H46ZM51 201V202H50ZM110 201H111V203H110ZM131 201V203L132 204H130L129 202ZM136 201V202H135ZM158 201V202H157ZM161 201L163 202V203H161ZM172 201V202H171ZM178 201V202H177ZM214 201H218L217 202V204H216V202H214ZM228 201H229V203H228ZM230 201H231V203H230ZM29 202H31V205L29 204ZM35 202V203H34ZM37 202V203H36ZM101 204H103V205H105V206H103V205H101ZM114 204H113V203ZM115 202H116V204H115ZM138 202V204L140 205V203L141 202H143V203H141V205L137 208V206H135L134 204H136ZM172 204H171V203ZM184 202V203H185ZM196 202L198 203V204H200L199 206L198 205H195L196 204ZM214 202V203H213ZM225 202V203H224ZM227 202V203H226ZM233 202H235V203H233ZM263 202V203H262ZM72 203L75 205H72ZM76 203V204H75ZM125 203V204H124ZM149 203V204H148ZM160 203V204H159ZM170 205H172V206H170L171 208H173V207H175V208H173V209H171L170 207H169V204ZM176 203V204H175ZM180 204V205H178V204ZM210 203V204H209ZM213 203V204H212ZM219 203V204H218ZM223 203V204H222ZM38 204H40L41 206H43L45 209H43V207H40V205H38ZM98 206H97V205ZM100 204V205H99ZM113 204V205H112ZM123 204H124V207H123ZM155 204V205H154ZM157 204V205H156ZM173 204H175L176 206H178V207H176L175 205H173ZM245 206H244V205ZM261 204H263L261 207H262V211H259V210H261V207H260V205ZM70 207H69V206ZM120 207H118V206ZM126 205H127V207L128 206H130V207H126ZM137 205V204H136ZM151 205V206H150ZM158 205L159 206H161V208H159L158 207ZM185 205V206H184ZM221 205V206H220ZM232 205V206H231ZM30 206V207H29ZM32 206V207H31ZM46 206V207H45ZM72 206H73V208H72ZM95 206H96V208H95ZM100 206H103V207H100ZM118 207L117 209V212H115V207ZM145 206V207H144ZM167 206H168V208H167ZM179 206L181 207L180 209H178L179 208ZM190 206H192L191 208H189ZM198 206V207H197ZM215 206V207H214ZM217 206H219V207H217ZM227 206H228V208H227ZM231 206V207H230ZM29 207V208H28ZM34 207V208H33ZM38 207V208H37ZM51 207V208H50ZM77 207V208H76ZM98 207H100V208H98ZM106 209H105V208ZM136 207V208H135ZM154 207H156L157 208V210H156V208H154ZM164 207V208H163ZM187 207H188V209H187ZM202 207V208H201ZM210 207V208H209ZM32 208V209H31ZM39 208H41V209H39ZM67 208V209H66ZM69 208H72V210L71 209H69ZM103 208V209H102ZM113 208H115L114 210H112L111 212H112V214L110 215L109 213L110 212H108L107 213V211L110 209H113ZM140 208V209H139ZM148 208H150V209H148ZM151 208L152 209H154V210H151ZM163 208V209H162ZM197 208V209H196ZM207 208V209H206ZM226 208V209H225ZM240 208V209H239ZM30 211H29V210ZM96 209H97V213H96ZM127 209V210H126ZM130 209H131V211H130ZM145 210V211H143V210ZM159 209V210H158ZM160 209H162L163 210V212L162 211H160ZM167 209V210H166ZM169 209V210H168ZM194 209V210H193ZM40 210H42L41 212H40ZM47 212H46V211ZM65 210H68V211H65ZM71 210V211H70ZM85 210V211H84ZM109 210V211H110ZM120 210V211H119ZM122 210V211H121ZM123 210H126L125 212H127L128 214H125V212H123ZM129 210V211H128ZM178 210H180V211H178ZM192 210V211H191ZM196 210V211H195ZM216 210V211H215ZM221 210V211H220ZM227 210V211H226ZM70 211V212H69ZM76 211V212H75ZM78 211V212H77ZM92 211V212H91ZM168 211V212H167ZM170 211V212H169ZM171 211H174V212H171ZM191 211V212H190ZM198 211V212H197ZM203 211H206V212H203ZM208 211V212H207ZM217 212L216 213V215H215V212ZM39 212V213H38ZM84 213V214H81V213ZM93 213V214H91V213ZM94 212H95V214H94ZM115 213V215L118 213V215H116V218H112V216L114 215V213ZM121 212V213H120ZM132 212H134L135 213V215L136 216H134V213H132ZM137 212H139V213H137ZM155 212V213H154ZM181 212V213H180ZM202 212V213H201ZM212 212V213H211ZM222 212V213H221ZM227 212V213H226ZM27 213V214H26ZM87 213V215H88V217H87V215H85ZM100 213V214H99ZM203 213H205V214H203ZM238 213V214H237ZM26 214V215H25ZM47 216H46V215ZM90 214V215H89ZM104 214V215H103ZM109 214V215H108ZM121 214V215H120ZM125 214V215H124ZM145 214V215H144ZM167 214V215H166ZM208 214V215H207ZM256 214H258V215H256ZM261 214V215H260ZM37 215H39V217L41 218V220H40V218L37 216ZM58 215V216H57ZM83 215H84V217H83ZM115 215H114V217H115ZM128 215V216H127ZM224 215V216H223ZM27 218H26V217ZM36 216V217H35ZM55 216V217H54ZM58 218H57V217ZM97 216H99V218L97 217ZM100 216H102V218H100ZM111 216V217H110ZM123 216V217H122ZM125 216H127V218L125 217ZM137 216L139 217V219L137 218ZM141 216V217H140ZM251 216V217H250ZM255 216H256V218H255ZM257 216H258V218H257ZM29 217V218H28ZM51 217V218H50ZM59 217H61V218H59ZM80 217V218H79ZM96 217H97V219H96ZM134 217V218H133ZM135 217H136V220H134L135 219ZM154 217V218H153ZM155 217H158L157 219L158 220H156L155 219ZM250 217V218H249ZM261 217V218H260ZM46 218V219H45ZM55 218V219H54ZM57 218V219H56ZM108 218V219H107ZM131 218H133V222H132V219ZM159 218H160V220H159ZM170 218V219H169ZM22 219H26V220H22ZM28 219V220H27ZM52 219V220H51ZM74 219V220H73ZM79 219V220H78ZM98 219H99V221H98ZM101 219V220H100ZM106 219V220H105ZM109 219H110V224H109ZM119 219V220H118ZM129 219V220H128ZM141 219V220H140ZM169 219V220H168ZM252 219H253V221H252ZM255 219H260V220H263L262 221V223H261V221L260 220H258V221H260V222H258V221H256ZM58 220V221H57ZM76 220H77V223H76ZM83 220V221H82ZM93 220V221H92ZM34 221V222H33ZM41 221V222H40ZM91 221V222H90ZM94 221H96V223L94 222ZM139 221H140V223H139ZM246 221H248L247 223H246ZM250 221V222H249ZM40 222V223H39ZM55 222H58V223H55ZM63 222V223H62ZM73 222H75V223H73ZM87 223V224H85V223ZM97 222H98V224H99V226H98V224H97ZM103 224H102V223ZM108 222V223H107ZM128 222V223H127ZM136 222H138V223H136ZM258 222V223H257ZM32 223V224H31ZM67 223V224H66ZM71 223H72V226H71ZM80 223V224H79ZM116 225H115V224ZM127 223V224H126ZM132 223H135V225L134 224H132ZM254 223H256V225L254 224ZM261 223V224H260ZM31 224V225H30ZM39 224V225H38ZM52 224V225H51ZM62 224V225H61ZM68 224H69V226H68ZM76 224V225H75ZM89 224V226H87ZM93 224V225H92ZM102 224V226H100ZM113 224V225H112ZM129 224V225H128ZM140 224V225H139ZM143 224V225H142ZM250 224V225H249ZM254 226H253V225ZM260 224V226L258 227V225ZM37 225H38V227L39 228H37ZM49 225V226H48ZM59 225H61V226H59ZM63 225H64V227H63ZM106 227H109V228H106ZM109 225V226H108ZM130 225H132L133 227H135V228H133L132 229V231H133V233H131L132 231H130L131 229H130V227L132 228V226H130ZM160 225H162L161 227H162V229H161V227H160ZM178 225V226H177ZM35 226V227H34ZM46 226H47V228H46ZM54 226V227H53ZM67 226V227H66ZM94 226V228H91V229H89L90 227H93ZM113 226V227H112ZM165 226V227H164ZM166 226H169L170 227V229L167 227L166 228ZM249 226V227H248ZM45 227V228H44ZM58 227V228H57ZM67 229H66V228ZM81 227V228H80ZM87 227V228H86ZM112 227V228H111ZM144 227H145V229L147 228V230H143L144 229ZM182 229H181V228ZM247 227V228H246ZM35 228V229H34ZM54 228V229H53ZM59 228H60V230H59ZM100 228V229H99ZM138 228V229H137ZM142 228V229H141ZM159 228V229H158ZM171 228H173V230H175L174 232H177V233H179L180 234V236L178 235V234H174V232H173V230L171 229ZM176 228H177V230H176ZM180 228V229H179ZM188 228V229H187ZM189 228H192L191 230L194 232V230H195V228H196V232H194V234L196 235V237H195V235L193 234V232H191V230H189ZM194 228V229H193ZM201 228V229H200ZM22 229H26V231L25 230H22ZM30 229H31V231H30ZM51 229H53V230H51ZM63 229V230H62ZM88 229V230H87ZM93 229V230H92ZM106 229V230H105ZM135 229L137 230V232L135 231ZM143 230L142 232L144 233V235H143V233L142 232H140L139 230ZM160 231H158V230ZM185 229H187V233H189V234H187L186 233V231H185ZM250 229V230H249ZM258 229H261V231L259 232V230L257 231ZM23 232H22V231ZM29 230V231H28ZM35 232V233H33V231ZM38 230V231H37ZM151 230V231H150ZM166 230H168V232L166 231ZM170 230V231H169ZM183 230V231H182ZM138 231L140 232V233H138ZM149 231V232H148ZM157 232V233H154V232ZM191 232V236L193 235V239L190 237V232ZM254 235V238H253V240H251L252 238L250 237V238H245V236H246V234L247 235H251L250 234V232ZM18 234H17V233ZM26 234H25V233ZM37 232V233H36ZM39 232V233H38ZM41 232V233H40ZM53 232V233H52ZM84 232V233H83ZM92 232V233H91ZM147 232V233H146ZM173 232V233H172ZM255 232V233H254ZM15 233V234H14ZM20 233V234H19ZM25 234V236L27 235V234H30V233H32V235H34V237L35 238H33V236L31 235H27L26 237H27V239L25 238V236H22V235H24ZM47 233V234H46ZM137 233V234H136ZM152 233H154L155 234V236H157V237H155L154 236V234H152ZM162 233V234H161ZM168 233L171 235V237H173L174 239H172V238H170V236L168 235ZM2 234H5L6 235V237L4 238L3 236H2ZM17 234V235H16ZM22 234V235H21ZM43 235V234H45V236H40V235ZM49 234V235H48ZM58 236H57V235ZM78 235V237H80V238H78L77 237V235ZM81 234V235H80ZM87 234V235H86ZM139 234H141V237L143 238L142 239V241L144 240V242H142L141 241V237L139 236ZM156 234H158L159 235V237H158V235H156ZM161 234V235H160ZM164 234V235H163ZM173 234L174 235H177L176 237L175 236H173ZM211 234V235H210ZM9 235V236H8ZM11 235V236H10ZM13 235H14V237H15V235L17 236V237H13ZM19 235H21V238H20V236ZM37 235V236H36ZM39 235V236H38ZM94 235V236H93ZM131 237H130V236ZM143 235V236H142ZM185 235H186V237H185ZM259 235H261V236H259ZM2 236V237H1ZM8 236V237H7ZM82 236H83V238H82ZM88 236H90V239H89V237ZM167 236H168V238H170V239H168L167 238ZM211 236V237H210ZM12 237V238H11ZM24 237V238H23ZM49 237H51V238H49ZM54 238V240H52L53 238ZM61 238V239H59V241H58V239L57 238ZM177 237H178V239H177ZM183 237H184V241H183ZM187 237L188 238H190L191 240H193L194 242H195V244L193 243V242H191V240H189V239H187ZM246 237H248V236H246ZM260 237V238H259ZM8 238V239H7ZM18 240H17V239ZM31 238H33V240L31 239ZM43 238H44V240H43ZM48 238V239H47ZM72 238H73V240H72ZM76 238H78V240H76ZM96 238V239H95ZM157 238L159 239V238H161V240H160V244L162 243L163 244V242L164 241H166L165 242V244H163L164 245V249L163 250H161L163 247H161V246H157V245H160V244H158V241H157ZM181 238V239H180ZM210 238H211V240H210ZM213 238V239H212ZM6 239L7 240H9L10 239V241H6ZM11 239H13V240H11ZM36 239V240H35ZM63 239V240H62ZM131 239H132V242H131ZM137 239V240H136ZM177 239V240H176ZM186 239V240H185ZM248 239V240H247ZM258 240V241H260L259 243H256V241H254V240ZM5 240V241H4ZM25 240V241H24ZM51 240V241H50ZM57 240V241H56ZM77 242H76V241ZM134 240H136V241H134ZM155 240L157 241V243L155 242ZM163 240V241H162ZM174 240V241H173ZM178 240H180V241H178ZM182 240V241H181ZM238 240V241H237ZM246 240H247V242H246ZM250 240V241H249ZM263 242H262V241ZM16 243H15V242ZM21 241V242H20ZM29 241V242H28ZM36 241H38V243L36 242ZM40 241H42L43 242V244H42V242H40ZM60 241L64 244H62V243H60ZM83 242L84 243V246H83V243L81 244V242ZM139 241V242H138ZM162 241V242H161ZM185 241H187V244H186V242ZM212 241V243H210ZM249 241V242H248ZM254 241V242H253ZM2 242H3V244H2ZM6 242H7V246H5L6 245ZM19 242V243H18ZM32 242V243H31ZM92 242H94V243H92ZM127 242H128V244H127ZM183 242L185 243L184 245L186 246L187 245V247H184V246H182V247H184V248H182L181 247V245L183 244ZM189 242V243H188ZM202 242V243H201ZM236 242V244H234ZM239 244H238V243ZM12 243V244H11ZM42 245H41V244ZM85 243H86V245H85ZM143 243H144V245L146 246H144L143 245ZM147 243V244H146ZM168 243V244H167ZM173 243V244H172ZM193 243V244H192ZM246 243H249V244H251V246H249V244H246ZM255 243L257 244L256 246H255ZM16 244V245H15ZM61 244V246L64 248L63 250H62V247H60L59 245ZM94 244V245H93ZM132 244V245H131ZM140 244V245H139ZM176 244V245H175ZM179 244V245H178ZM238 244V245H237ZM254 244V245H253ZM262 246H261V245ZM3 245H4V247H3ZM10 247H9V246ZM38 245L40 246V248L38 247ZM46 245H48V246H46ZM54 245V246H53ZM82 245V246H81ZM141 245H142V247H141ZM162 245V246H163ZM178 245V246H177ZM195 245L197 246V247H195ZM212 245V246H211ZM230 245L232 246V247H230ZM237 245V246H236ZM248 245V246H247ZM12 246H14L13 248H12ZM37 246V247H36ZM46 246V247H45ZM77 246H78V248H77ZM86 246V248H85V251H84V247ZM89 246V247H88ZM96 246V247H95ZM105 246V247H104ZM131 246H132V248H131ZM148 246H149V248H148ZM171 246L173 247V249H175V250H173L172 248H171ZM188 246H189V248H188ZM234 246V247H233ZM244 246H247L248 247V249H247V247L246 248H244ZM254 246V247H253ZM3 247V248H2ZM42 247H44V248H42ZM58 247V248H57ZM91 247V248H90ZM128 247V248H127ZM160 247H161V249H160ZM166 247H168V248H166ZM169 247H170V249H169ZM179 248V250H178V248ZM180 247H181V249H180ZM211 247V248H210ZM258 247V248H257ZM261 249H260V248ZM62 250V251H60V249ZM81 248V249H80ZM94 248H96V249H94ZM103 248V249H102ZM159 248V249H158ZM194 248H197V249H194ZM199 248H201V250H202V252H199L200 251V249ZM209 248V249H208ZM231 248V249H230ZM234 248V249H233ZM251 248H253V249H251ZM2 249V250H1ZM9 249H11V250H9ZM68 251H67V250ZM76 249V250H75ZM89 249H90V252H89ZM128 249V250H127ZM130 249H133V251L132 250H130ZM144 249V250H143ZM146 249H149L150 251H148V252H151V254H149V253H147V250ZM158 249V250H157ZM168 249V250H167ZM194 249V250H193ZM236 249V250H235ZM245 249V250H244ZM250 249H251V251H250ZM257 249V250H256ZM4 250H6V251H4ZM9 250V251H8ZM41 252V255H40V252ZM43 250V251H42ZM47 250V251H46ZM92 250V251H91ZM96 250H98V251H96ZM131 252H130V251ZM138 250V251H137ZM140 250V251H139ZM164 250H165V254H164ZM207 250V251H206ZM242 250V251H241ZM249 252H248V251ZM255 250V251H254ZM262 250V251H261ZM70 251H72V252H70ZM79 253H78V252ZM128 251V253H126ZM161 251H162V253H161ZM168 251H169V253H168ZM179 251L181 252V254H179ZM234 251V252H233ZM246 252L247 253V255H248V258L249 259H247V255H246V253H245V255H243L244 253H241V252ZM261 251V252H260ZM8 252V253H7ZM37 252H39V253H37ZM88 252V253H87ZM99 252V253H98ZM137 252V253H136ZM142 252V253H141ZM178 252V253H177ZM194 253V255H193V253ZM206 252V253H205ZM252 252H256V254H253ZM263 252V253H262ZM44 253V254H43ZM71 253V254H70ZM82 253H84V255L82 254ZM89 253H92V254H89ZM96 255H95V254ZM101 253V254H100ZM129 253H131V254H129ZM161 253V255H163V256H160L159 254ZM177 253V255H179V256H175V254ZM198 253H199V255L200 256H198ZM239 253H241V255L239 254ZM58 254H60L59 256H58ZM65 257L66 255V257L64 258L62 255ZM80 254V255H79ZM99 254V255H98ZM144 254H145V256H144ZM169 254L172 256V254H173V256H172V259H170L169 257ZM184 254V255H183ZM202 254L204 255L203 257H205L204 259H203V257H201L202 256ZM77 255H79V256H77ZM86 255H88L87 256V258H86ZM89 255L92 257H95V258H90L89 257ZM151 255V256H150ZM164 255H165V258L166 259H168L167 261H165L166 259L165 258H162V257H164ZM255 255V256H254ZM257 255V256H256ZM46 256V257H45ZM78 258H77V257ZM84 256V257H83ZM97 256V257H96ZM99 256V257H98ZM126 258H125V257ZM128 256V257H127ZM131 258H130V257ZM133 256V257H132ZM155 256V257H154ZM232 256V257H231ZM242 256V257H241ZM251 258H250V257ZM262 256V257H263ZM67 257H69V259H67ZM191 257V258H190ZM193 257H195V258H193ZM202 258V259H200V258ZM235 257V259L236 260H234L233 258ZM237 257H239V258H237ZM246 257V258H245ZM252 257H255V259H253ZM82 258V259H81ZM88 258H90V259H92V260H88ZM127 258H128V260H127ZM143 258H145V261H144V259ZM152 258V259H151ZM155 258V259H154ZM177 258V259H176ZM184 258V259H183ZM200 259L201 261L199 262V261H197L198 259ZM96 259V260H95ZM124 259H125V262H123L124 261ZM162 259H163V262H162ZM176 259V260H175ZM180 259V260H179ZM186 259V260H185ZM191 259V260H190ZM227 259H230V260H227ZM239 259V262L237 261ZM263 259H264V257H263ZM41 260V261H40ZM81 260H84V261H81ZM88 262H87V261ZM118 260V262H116ZM120 260V261H119ZM152 260H154V262H151ZM250 260V261H249ZM253 260V263L251 262ZM258 260H260L259 262H258ZM44 261V262H43ZM56 261H59V262H56ZM95 261V263H93ZM132 261H134V262H132ZM147 261V262H146ZM175 261V262H174ZM177 261H179V262H177ZM197 261V262H196ZM255 261V262H254ZM261 261L263 262V263H261ZM81 262V263H80ZM122 262V263H121ZM127 262V263H126ZM138 262V263H137ZM146 262V263H145ZM182 262V263H181ZM199 262V263H198ZM216 262V263H215ZM258 262V263H257ZM169 263V264H170ZM241 263V264H242ZM45 264V263H44ZM112 264H113V262H112Z\"/></svg>", "mask_w": 264, "mask_h": 264}, {"label": "bare ground", "instance_id": "2", "mask_svg": "<svg viewBox=\"0 0 264 264\" xmlns=\"http://www.w3.org/2000/svg\"><path fill=\"white\" fill-rule=\"evenodd\" d=\"M178 1V0H177ZM195 1V0H194ZM208 1V0H207ZM212 1V0H211ZM213 1H217V2H220V3H222L221 2V0L220 1H218V0H213ZM212 1V2H213ZM238 1V0H237ZM239 1H241V0H239ZM243 1V0H242ZM241 1V2H242ZM247 1H249V0H246V2ZM252 1V0H251ZM197 2H199V1H197ZM201 2H202V0H201ZM234 2H236V1H234ZM233 1L231 2V3H234ZM261 2V1H260ZM181 3V2H180ZM180 3H178L179 5H180ZM183 3V2H182ZM191 3H192V1H191ZM195 3V2H194ZM203 3V2H202ZM211 3V2H210ZM225 3V2H224ZM197 4H199V3H197ZM196 4V5H197ZM201 4V3H200ZM227 4H228V0H227ZM236 4V3H235ZM247 4V3H246ZM248 4H249V2H248ZM254 4V3H253ZM264 4V3H263ZM192 5H193V3H192ZM221 5V4H220ZM225 5V4H224ZM224 5H222V7L224 6ZM229 5V4H228ZM250 5V4H249ZM180 6H182V5H180ZM190 6V5H189ZM189 6H187V7H189ZM201 6H203L202 4H201ZM204 6H205V4H204ZM217 6V5H216ZM219 6V5H218ZM226 6V5H225ZM237 6V5H236ZM246 6V5H245ZM251 6V5H250ZM260 6V5H259ZM185 6H183L182 8L183 9H180V7L178 8L177 7V2H175V0H0V21H3V22H5L6 24H7V26H8V32H9V36L7 35V36H3V41H2V43L10 50V55H9V57H8V59L5 61V64H4V71H5V73L10 77V78H13L14 79V84H13V86L10 88V90L5 94V96L2 98V100L0 101V106H2L3 107V109H0V174H12V172L14 171V170H19V171H22V169H21V167H23L24 165H25V163H26V160H30V161H33V163H29V164H35L34 163V160L35 159H37V156H35V155H33L29 150H31V149H29L28 150V146L26 145V142L28 141V140H30L31 139V135H33L32 134V131L33 130H35L36 128H38L39 126H42L43 127V125H50V124H53V123H55V119L57 118V115L58 114H61V115H63V113H66V116L65 115H63V116H65V117H71V116H75V117H77V119H79V121L81 122V124H83L88 118H91V116L92 115H94L96 112H98L99 114H100V117H101V119L102 120H107L108 118H110L111 116H112V118H113V116L115 117V116H117V115H122V113L124 112V110L127 108V106H128V102L131 100L130 98H131V96L133 95H135V94H137V93H139V95L140 96H142V93L144 94V100L146 101V103H147V105H151V107L153 106L154 108H159L160 106H162V105H164V104H169V105H172V106H174V107H176L177 109L178 108H181V109H183V111H184V114H186V116L188 117V116H191V115H197V114H199V111H200V108L201 107H204L205 108V105H208V104H214V103H218V102H220V101H223L224 100V98H225V96H226V94H228L229 93V95H227V96H230L231 94L230 93H232V92H234L235 91V89L233 88V87H235V85H236V79H237V76H236V73H235V68L233 69V67L232 68H229V70L227 71L226 69L224 70V66H223V64L221 63V58L220 57H218L217 55L215 56V57H213L212 59H211V61L209 62V66L206 68V70L205 69H203L204 68V66L203 65H205L204 64V61H205V53L207 52V50H202V51H204L203 53L204 54H198V56H193L194 54H196V53H194V51H193V55L192 54H190V51H189V54L190 55H187V54H185V53H183V51H182V53H181V51H179L180 49H184L182 46H180L179 44V49H178V47L175 45V44H177V42L174 44L173 43V41L171 40V39H173L174 37H172L173 35L175 36H179V35H185V33H186V28H185V23L184 22H187V21H189L190 19H192L191 18V13L193 12L194 13V10H193V7L191 8V10H189L188 8H187V10H185V8H184ZM198 8L200 7V6H197ZM258 7V6H257ZM256 7V8H257ZM194 8H195V13H196V7L194 6ZM201 9H202V7H200ZM206 8V7H205ZM208 8V7H207ZM210 8V7H209ZM212 8V7H211ZM213 8H214V6H213ZM212 8V9H213ZM252 8H254L253 6H252ZM250 9V11L251 12H255V9L253 10V9ZM234 9V8H233ZM246 9V11H248L247 10V8H245ZM203 11H204V9H202ZM206 10H209L208 12H207V15L206 16H208V14H211V13H213L214 11H220L218 14V22L220 23V24H222V25H224V26H227V27H233V30H234V27H236L237 29H240V31L243 33V34H249V36L251 35L250 33L252 32V28L254 27V25L255 26H257V24H255V21H254V19H252L251 20V22L252 21H254V22H250L248 19H247V14H246V12L244 13V12H239V11H237L238 12V14H237V12L234 14V13H231V12H229V10H219V8H217V9H215V10H210V9H206ZM205 10V11H206ZM258 11H260L259 9H257ZM256 10V11H257ZM264 10V9H263ZM249 11V12H250ZM194 13V14H195ZM201 13V12H200ZM259 13V12H258ZM28 14H32L33 15V17H34V19L36 20L35 22H33L32 24H30L26 29H25V32H24V34H23V36H22V38H21V40H19V41H17V40H15L14 39V37H12V34H13V32H14V27H13V25L11 24L10 25V22H11V20L12 19H19V20H23L25 17H26V15H28ZM194 14H192V15H194ZM216 14H217V12H216ZM212 15V14H211ZM251 15H252V13H251ZM256 15H257V12H256ZM259 15H261V13L259 14ZM199 16H200V14H199ZM210 16V15H209ZM209 16L207 17V18H209ZM217 16V15H216ZM262 16H263V13H262ZM196 17V16H195ZM212 17H214V16H212ZM248 17H250V16H248ZM252 17H253V15H252ZM254 17H255V13H254ZM257 17V16H256ZM198 18V17H197ZM206 18V19H207ZM98 19H100V21H101V23L98 25ZM216 19H217V17H216ZM250 19H251V17H250ZM259 19H261V18H259ZM258 19V20H259ZM200 19H198L197 21H199ZM209 20L210 19H208V20H203L202 21V23H203V25L206 23H208L209 22ZM214 20V19H213ZM98 21V22H97ZM205 21V22H204ZM215 21V20H214ZM213 21V22H214ZM238 21H240V23H238ZM241 21L243 22V23H241ZM262 21H264L263 20V18H262ZM13 22V21H12ZM191 22V21H190ZM194 22V21H193ZM217 22V23H218ZM259 22V21H258ZM257 21H256V23H258ZM14 23V22H13ZM211 23V22H210ZM209 23V24H210ZM23 24V23H22ZM29 24V23H28ZM187 24V23H186ZM193 24V23H192ZM195 24H196V21H195ZM198 24V23H197ZM205 24V25H206ZM215 24H216V22H215ZM259 24V23H258ZM17 25V24H16ZM194 25V24H193ZM204 25V26H205ZM208 25V24H207ZM221 25V26H222ZM18 26V25H17ZM195 26V25H194ZM198 26H199V24H198ZM212 25H210V28H212L211 27ZM219 26V25H218ZM202 27V26H201ZM201 27H200V29H201ZM260 27H262L263 28V26H260ZM190 28V27H189ZM198 28V27H197ZM204 28L205 27H203L201 30H203L204 31ZM207 28H208V26H207ZM209 28V29H210ZM216 28H220V27H216ZM215 28V29H216ZM235 28V29H236ZM255 28V27H254ZM258 28V27H257ZM256 28V29H257ZM1 29L2 28H0V31H1ZM3 29H4V27H3ZM199 29V30H200ZM208 29V30H209ZM214 29V28H213ZM214 29V30H215ZM261 29V28H260ZM264 29V28H263ZM188 30V29H187ZM191 30V29H190ZM200 30V31H201ZM212 30V29H211ZM196 31V30H195ZM207 31V30H206ZM217 32H218V30H216ZM219 31H220V29H219ZM262 31H264V30H262ZM5 32V31H4ZM192 32V31H191ZM190 31H189V33H191ZM202 32V31H201ZM234 32H236L235 34H238L239 35V32L237 33V31H234ZM256 32V31H255ZM254 31H253V33H255ZM6 33V32H5ZM19 33V32H18ZM188 33V32H187ZM194 34H195V32H193ZM206 33V32H205ZM210 33H211V31L209 32V36H210ZM227 33H229L228 31H227ZM242 33H241V35H242ZM193 34V35H194ZM214 34H215V32H214ZM223 34V33H222ZM221 34V35H222ZM230 34V33H229ZM228 34V35H229ZM172 35V36H171ZM188 35V34H187ZM186 35V36H187ZM190 36H191V34H189ZM232 35H233V33H232ZM256 35V34H255ZM258 35V34H257ZM256 35V36H257ZM176 36H175V40H178L179 39V37H178V39L176 38ZM195 36V35H194ZM204 36V35H203ZM208 36V37H209ZM212 36V35H211ZM220 36V35H219ZM181 38L183 37V36H180ZM191 37H193V36H191ZM207 38V35L206 36H204V38ZM228 37V36H227ZM189 38V37H188ZM198 38V43L200 42L199 41V37H197ZM205 38V39H206ZM214 38V37H213ZM223 38V37H222ZM224 38H226V37H224ZM242 38V37H241ZM253 38V37H252ZM185 39H187V38H185ZM191 39V38H190ZM203 39V38H202ZM218 39V38H217ZM245 39V38H244ZM257 39V38H256ZM174 40V39H173ZM182 40V39H181ZM191 40H193V38L191 39ZM207 40V39H206ZM250 39H248V41H249ZM252 40V39H251ZM250 40V42H252ZM183 41V40H182ZM181 41V42H182ZM189 41V40H188ZM196 41V39L194 40V42ZM203 41V40H202ZM218 41V40H217ZM227 41H228V39H227ZM263 41H264V39H263ZM190 42H192V41H190ZM190 42H189V44H190ZM197 42V41H196ZM247 42V41H246ZM259 42V41H258ZM180 43V42H179ZM183 43H184V41H183ZM201 43V42H200ZM203 43V42H202ZM225 43V42H224ZM245 43V42H244ZM248 43V42H247ZM257 43V42H256ZM180 44H182V43H180ZM195 44V43H194ZM194 44H191V45H194ZM197 44V43H196ZM223 44V43H222ZM260 44H262V42L260 43ZM184 45V44H183ZM190 45V46H191ZM215 45H216V43H215ZM214 45V46H215ZM253 45V43H251V46ZM210 46H213V45H209V47ZM225 46V45H224ZM232 46V45H231ZM254 46V45H253ZM252 46V47H253ZM136 47H138L139 49H136V52L134 51L135 50V48ZM182 47V48H181ZM187 47H188V45H187ZM195 47H196V45H195ZM218 47V46H217ZM243 47V46H242ZM248 47H250V46H248ZM262 47V46H261ZM199 48V47H198ZM208 48V47H207ZM220 48H221V46H220ZM256 48V47H255ZM263 48H264V46H263ZM187 49V48H186ZM204 49V48H203ZM214 48H212V50H213ZM226 49H227V46H226ZM238 49V48H237ZM250 49V48H249ZM258 49H260L259 47H258ZM100 50H104V54H100L99 53V51ZM138 50V51H137ZM188 50H189V48H188ZM192 50V49H191ZM194 50V49H193ZM195 50H197V49H195ZM200 50V49H199ZM243 50V49H242ZM246 50H248V49H246ZM253 50V49H252ZM257 50V49H256ZM256 50H255V52H256ZM211 50L209 49V52H210ZM214 51V50H213ZM217 51V49L214 51V52H216ZM221 51V50H220ZM220 51H218V55L220 54ZM245 51V50H244ZM254 51V50H253ZM259 51V50H258ZM258 51H257V53H258ZM196 52V51H195ZM1 53H2V51H1ZM102 53V52H101ZM208 53V52H207ZM211 53H213V52H211ZM222 53V52H221ZM226 53V52H225ZM225 53L223 54V55H225ZM231 53H232V51H231ZM245 53V52H244ZM251 53H254V52H252L251 51ZM257 53L256 54H253L256 58H258V57H260V55L261 54H259V56H257ZM260 53H261V51H260ZM2 54H4V53H2ZM1 55V54H0ZM7 55V54H6ZM6 55L4 56V57H6ZM192 55V56H191ZM197 55V54H196ZM200 55V56H199ZM208 55V54H207ZM223 55H221V57L223 56ZM3 55H1V57H2ZM102 57L101 59V61L99 60L100 58L99 57ZM240 56H241V54H240ZM248 56V55H247ZM3 57V58H4ZM246 57V56H245ZM251 57V58H250ZM264 57V56H263ZM262 56L260 57V58H263ZM226 58V57H225ZM230 58V57H229ZM228 58V59H229ZM235 58V57H234ZM250 58V59H249ZM253 56H249L248 57V59L249 60H253L254 62H255V60H256V58H254ZM0 59H2V58H0ZM232 59V58H231ZM236 59V58H235ZM241 58H239V60H240ZM209 60V59H208ZM238 60V61H239ZM264 60V59H263ZM262 60V63H264V61ZM223 61V60H222ZM225 61H227V60H225ZM233 61V60H232ZM242 62V61H241ZM249 62V61H248ZM254 62H252L253 63V65L255 64ZM258 62V61H257ZM2 63V62H1ZM229 63V62H228ZM232 63V62H231ZM243 63V62H242ZM251 63V62H250ZM261 62H259V64H260ZM262 63H261V65L260 66H262ZM233 64V63H232ZM239 64V63H238ZM241 64V63H240ZM245 65H246V63H245ZM252 65V64H251ZM264 65V64H263ZM233 66V65H232ZM236 66V65H235ZM225 67H226V65H225ZM238 67V66H237ZM243 67V66H242ZM241 67V68H242ZM254 67V66H253ZM257 67V66H256ZM262 67H264V66H262ZM261 67V68H262ZM227 68V67H226ZM240 68V69H241ZM246 68V67H245ZM248 69H250L249 67H248ZM253 69V68H252ZM136 70L137 71H139L138 73V75H136ZM239 70V69H238ZM157 71H159L160 73L159 74H157V75H155L154 73L155 72H157ZM164 71V73H161V72H163ZM225 71V72H224ZM249 71H252V70H249ZM254 71H256V69L254 70ZM240 72V71H239ZM245 72V71H244ZM257 72V71H256ZM251 73V72H250ZM252 73H254L253 71H252ZM262 73V72H261ZM166 74V75H165ZM263 74V73H262ZM122 75V76H121ZM242 75H243V72H242ZM252 76H254V77H256V76H258V75H260V74H251ZM242 77H244V76H242ZM249 77V76H248ZM259 77V76H258ZM236 78V79H235ZM246 77H244V79H245ZM2 79V78H1ZM243 79V78H242ZM248 79V78H247ZM3 80V79H2ZM246 80V79H245ZM244 80V81H245ZM251 80V79H250ZM244 81H240V82H242V84L244 83ZM10 82H12L11 80H10ZM240 82H238V83H240ZM0 85H2V84H0ZM9 86H11V85H9ZM241 86H243V85H241ZM240 86L238 85V88L237 89H239L240 90V92H239V94H241L242 92V90L241 89H243L242 87L241 88H239ZM3 88V87H2ZM117 90H123V92H125L124 94H125V97H123L122 96V98H119V96H118V94H117ZM244 90V89H243ZM237 91V90H236ZM245 92V91H244ZM236 92H234V94H235ZM247 93V92H246ZM238 94V93H237ZM236 94V95H237ZM243 94V93H242ZM233 95V94H232ZM235 95V96H236ZM258 95V94H257ZM261 95V94H260ZM138 96V95H137ZM139 96V97H140ZM239 96V95H238ZM237 96V97H238ZM241 96V95H240ZM245 96H249V95H245ZM251 96V95H250ZM262 96V95H261ZM136 97V96H135ZM242 97V96H241ZM252 97V96H251ZM251 97L249 98L250 100H251ZM140 100V99H139ZM142 100V99H141ZM144 100H143V102H144ZM242 100V99H241ZM249 100V101H250ZM254 100H256L255 98H254ZM254 100H252V101H254ZM128 101V102H127ZM132 104H135V103H138L137 101L136 102H133V98H132ZM135 101V100H134ZM233 101V100H232ZM249 101H247V102H249ZM259 101V100H258ZM126 102H127V105H126V108H124L125 107V104H126ZM140 102V101H139ZM243 102V101H242ZM256 102H257V100H256ZM232 103V102H231ZM239 103V102H238ZM261 103V102H260ZM145 104V103H144ZM142 105V104H141ZM232 105H233V103H232ZM235 105V104H234ZM238 105V104H237ZM245 105V104H244ZM243 105V106H244ZM248 105H250V103L248 104ZM262 105V104H261ZM144 106V105H143ZM146 106V105H145ZM209 106V105H208ZM207 106V108H208V110L209 109H211V108H213V106L211 105V108H210V106L208 107ZM241 106V105H240ZM263 106V105H262ZM129 107H131V105L129 106ZM128 107V108H129ZM137 107V106H136ZM139 107V106H138ZM151 107H148L147 106V108H151ZM166 107V106H165ZM251 107H254V106H248V108H251ZM132 108V107H131ZM162 109H163V107H161ZM160 108V109H161ZM167 108H169V107H167ZM223 108V107H222ZM257 108V107H256ZM262 108V107H261ZM261 108H260V110H261ZM136 109H141V107H139V108H135L134 110H136ZM162 109H161V111H162ZM165 109V108H164ZM241 109V108H240ZM243 109V108H242ZM242 109L240 110V112L242 111ZM252 109V108H251ZM251 109H249V111H251ZM127 110V109H126ZM142 110V109H141ZM140 110V111H141ZM144 110H146V108L144 109ZM149 110H151V109H149ZM152 110H154V109H152ZM207 110V109H206ZM218 110V109H217ZM247 110V109H246ZM254 112H255V110L254 109H252ZM264 110V109H263ZM139 111V110H138ZM138 111L136 112V114H138L139 116H140V114H141V112H140V114L138 113ZM148 111V110H147ZM167 111V110H166ZM179 111V110H178ZM221 111V110H220ZM237 111V110H236ZM239 111V110H238ZM244 111H245V109H244ZM244 111L242 112V113H244ZM151 112H156V111H151ZM150 112V115L152 114ZM201 112V111H200ZM210 113L209 114H211V111H209ZM213 112H214V109H213ZM246 112V111H245ZM129 113V112H128ZM147 113H149V111L148 112H146V116H150L149 114L147 115ZM162 113V112H161ZM165 113V112H164ZM167 113V112H166ZM168 113H169V111H168ZM180 113H182V112H180ZM201 113H203V112H201ZM228 113H230V114H232L233 112H229L228 111ZM247 113V112H246ZM246 113H244V114H242V115H245V116H247L246 115ZM256 113H258V112H255V114ZM130 114V113H129ZM208 114V113H207ZM212 114H214V113H212ZM225 114V113H224ZM235 114V111H234V113L232 114V115H234ZM240 114V113H239ZM132 115V114H131ZM135 115V114H134ZM162 115V114H161ZM204 115L205 114H203V116L202 117H204ZM129 115H127V117H128ZM136 116V115H135ZM145 116V115H144ZM144 116L142 117L143 119H144ZM163 116V115H162ZM165 116H168V114L167 115H165ZM165 116H163V119L164 118H166ZM235 116V115H234ZM123 117V116H122ZM122 117H120V118H122ZM125 117L126 116H124V118H122V121H123V119H125ZM126 117V118H127ZM131 117V116H130ZM130 117H128V119H127V121L128 122H130L129 121V118ZM136 117H138V116H136ZM151 117V116H150ZM155 117H157V114H155ZM161 117V116H160ZM160 117H159V119H160ZM169 117V116H168ZM172 117L173 118H175V116H173L172 115ZM176 117H177V115H176ZM180 117V116H179ZM193 117V116H192ZM213 117H215L214 115H213ZM258 117V116H257ZM264 117V116H263ZM133 118H135V117H133ZM140 118V117H139ZM147 118V117H146ZM152 118H154V117H152ZM151 118V121L152 120H158V119H152ZM158 118V117H157ZM170 118H171V116H170ZM178 118V117H177ZM195 118V116L193 117V119ZM228 118V117H227ZM232 117H230L229 119H231ZM235 118V117H234ZM258 118H260V117H258ZM58 119V118H57ZM56 119V120H57ZM64 119H69L70 120V118H64ZM98 119V118H97ZM132 119V118H131ZM136 119V118H135ZM149 118H147V120H148ZM162 119V118H161ZM179 119V118H178ZM178 119H176L175 118V120H176V122H178ZM181 119V118H180ZM188 119H189V117H188ZM191 119V118H190ZM193 119H192V121H193ZM202 119V118H201ZM206 119H207V117H206ZM217 118H215V120H216ZM243 119V118H242ZM241 119V120H242ZM252 119V118H251ZM255 119V118H254ZM263 119V118H262ZM59 120V119H58ZM68 120V121H69ZM99 120V119H98ZM97 120V122H99ZM114 120V119H113ZM116 120V119H115ZM119 120V119H118ZM117 120V121H118ZM121 120V119H120ZM119 120V121H120ZM140 120H141V126L143 125V123L145 122H143L142 123V119L140 118ZM164 120H166V119H164ZM168 120H169V118H168ZM167 120V121H168ZM172 120V119H171ZM174 119H173V121H175ZM198 120V119H197ZM197 120H196V122H197ZM205 120V119H204ZM214 120V121H215ZM219 120V119H218ZM232 120V119H231ZM230 120V121H231ZM240 120V121H241ZM67 121V122H68ZM90 120H87L86 122H89ZM132 121V123H133V121L134 120H131ZM161 121H162V123H161ZM159 120L158 122H160L161 124H163V123H165V122H163V120ZM180 121V120H179ZM184 121H185V119H184ZM183 121V122H184ZM195 121V120H194ZM201 121H203V119L201 120ZM206 121V120H205ZM210 121H211V119H210ZM214 121H212V123H214ZM220 121V120H219ZM218 121V122H219ZM224 121H225V118H224ZM227 121V120H226ZM239 121V122H240ZM243 121V120H242ZM254 121V120H253ZM260 121V120H259ZM59 122H61V121H59ZM73 123V121H70V123ZM136 122H137V120H136ZM140 122V121H139ZM139 122H138V125L136 126V128L139 126ZM150 122V121H149ZM149 122H146V125L149 123ZM169 122H171V124H172V121H169ZM175 122V127H176V123ZM189 122H190V120H189ZM209 122V121H208ZM234 122V121H233ZM238 122V123H239ZM69 123V122H68ZM76 123V122H75ZM152 123V122H151ZM174 123V122H173ZM192 123V122H191ZM209 123H211V122H209ZM209 123H207V124H209ZM226 123V122H225ZM257 123H259V124H261L260 122H256V124L255 125H258ZM57 124V123H56ZM77 124V123H76ZM100 124V123H99ZM116 124V123H115ZM118 124V123H117ZM119 124H120V122H119ZM134 124V123H133ZM145 124V123H144ZM158 125V126H163V125ZM167 126L169 125V124H167V122L165 123ZM178 124H179V122H178ZM177 124V125H178ZM180 124L182 125V127H185V125H183V123H181V121H180ZM187 124V123H186ZM196 124V126H197V129H199L198 128V125H197V123H195ZM205 124V123H204ZM203 124V125H204ZM214 124H217V123H214ZM214 124H212V125H214ZM234 124V123H233ZM254 124V123H253ZM55 125V124H54ZM65 125V124H64ZM74 125V124H73ZM77 125H79V124H77ZM90 125H91V123H90ZM145 125V129L144 130H146V126ZM180 125V126H181ZM189 125V124H188ZM200 125H202V124H200ZM211 125V124H210ZM227 125V124H226ZM238 125V124H237ZM249 125V124H248ZM252 125V124H251ZM264 125V124H263ZM53 126V125H52ZM70 126V125H69ZM72 126V125H71ZM70 126V127H71ZM76 126V125H75ZM82 126V125H81ZM87 126H89V124L87 125ZM101 126V125H100ZM117 126V125H116ZM131 126V125H130ZM141 126H139V127H141ZM150 127H151V124L149 125ZM149 126L147 127V129L149 128ZM165 126V125H164ZM166 126V127H167ZM174 126H171V127H173L175 130L176 129H180V127L178 126V128L176 127H174ZM187 126V125H186ZM196 126H192L191 125V127H193V129H194V127H195V129H196ZM209 126V125H208ZM219 126V125H218ZM235 126V125H234ZM246 126V125H245ZM47 127V126H46ZM64 127H66V126H64ZM74 127V126H73ZM72 127V130L73 129H75L76 127H74L73 128ZM80 127V126H79ZM86 127V126H85ZM92 127V126H91ZM134 127V126H133ZM144 127V126H143ZM157 127V126H156ZM155 127V128H156ZM189 127V126H188ZM201 128H202V126H200ZM224 127V126H223ZM239 127V126H238ZM242 127V126H241ZM248 127H250V125L248 126ZM252 127V126H251ZM254 127V126H253ZM256 127V126H255ZM258 127H261V126H258ZM257 127V128H258ZM48 128V127H47ZM56 128V127H55ZM62 128V127H61ZM60 128V129H61ZM67 128V127H66ZM82 127H80V130H84V129H81ZM94 128V127H93ZM97 128V127H96ZM118 128H119V126H118ZM129 128V127H128ZM163 128V127H162ZM204 128L206 129L207 127H205L204 126ZM225 128V127H224ZM232 128H234L233 127V125H232ZM40 129V128H39ZM57 132H59L60 133V135H61V133H62V130H60L59 129V127H57ZM68 129V128H67ZM77 129H78V126H77ZM86 129H88V128H86ZM103 129H104V127H103ZM109 129V128H108ZM111 129V128H110ZM130 129V128H129ZM133 129V128H132ZM138 129V128H137ZM140 129V128H139ZM142 130H143V128H141ZM157 130H159L158 129V127L156 128ZM156 129H155V131H156ZM167 130L165 131V130H161V131H165V132H167V131H169V129H168V127L166 128ZM173 129V132L175 131ZM203 129V128H202ZM205 129L204 130H202V131H205ZM212 129H213V127H212ZM236 129V128H235ZM238 130H239V128H237ZM242 129V128H241ZM244 129V128H243ZM254 129V128H253ZM60 130V131H59ZM131 130V129H130ZM151 130H154V129H150L149 128V130H146V131H151ZM189 130V129H188ZM216 130H218V129H216ZM220 130V129H219ZM222 130H223V128H222ZM231 130V129H230ZM230 130H227V128H225V131H229L230 132ZM36 131V130H35ZM51 131H53V130H51ZM68 131H69V129H68ZM70 131H71V128H70ZM69 131V132H70ZM79 131V130H78ZM77 131V132H78ZM85 131H87V130H85ZM94 131V130H93ZM132 131V130H131ZM143 132V134H146L147 132ZM152 132V134H154V133H156V132ZM160 130H159V133L161 132ZM184 131H187V130H184ZM183 131V132H184ZM190 131V130H189ZM193 131V130H192ZM196 131V130H195ZM195 131H194V133H195ZM210 131V130H209ZM240 131V130H239ZM242 132H243V130H241ZM240 131V132H241ZM254 131V130H253ZM257 131H259V130H257ZM260 131H261V129H260ZM263 131V130H262ZM261 131V132H262ZM47 132V131H46ZM69 132H67V134L69 133ZM74 132H75V130H74ZM73 132V134H75ZM84 132V131H83ZM88 132V131H87ZM90 132H92V131H90ZM99 132V131H98ZM137 132V131H136ZM136 132H134V133H136ZM158 132V131H157ZM164 132V133H165ZM178 132V131H177ZM212 132V131H211ZM233 132H234V130H233ZM33 133H34V131H33ZM49 133H51V132H49ZM58 133V134H59ZM97 133V132H96ZM133 133V134H134ZM138 133V132H137ZM150 133V132H149ZM148 133V134H149ZM162 133V132H161ZM163 133V134H164ZM171 133V132H170ZM182 133V132H181ZM196 133H199V132H196ZM201 133V132H200ZM206 133V132H205ZM225 133V132H224ZM52 134V133H51ZM56 134V133H55ZM64 134V133H63ZM70 134V133H69ZM76 134H78V133H76ZM80 134H81V132H80ZM84 133H82L81 135H83ZM91 134V133H90ZM90 134H88L89 135V138L91 139V137H90ZM151 134V133H150ZM157 134V133H156ZM173 134V133H172ZM174 134H176V132L174 133ZM173 134V135H174ZM179 134H180V132H179ZM232 134V133H231ZM235 134H237V133H235ZM256 134H258V132L256 133ZM261 134V133H260ZM70 135H72V134H70ZM86 135V134H85ZM87 135V136H88ZM92 135V134H91ZM99 135V134H98ZM137 135H141L142 136V134H137ZM135 136V134L134 135H132V136H135L134 138L135 139H137V137H139V136ZM160 135V134H159ZM168 134H166V136H167ZM177 135H178V133H177ZM187 135V134H186ZM192 135V134H191ZM224 135V134H223ZM227 135V134H226ZM239 135H241V134H239ZM243 135V134H242ZM241 135V136H242ZM36 137L38 136V134L37 135H35ZM49 136V135H48ZM55 136V135H54ZM73 136H75V135H73ZM87 136H85V139L87 140ZM109 136V135H108ZM111 136V135H110ZM131 136V137H132ZM154 136H155V134H154ZM165 136V135H164ZM164 136L163 137H158L159 138V140L158 141H161L160 139L161 138H163V140L162 141H164L165 139H164ZM171 136V135H170ZM176 136V135H175ZM197 136V135H196ZM212 136V135H211ZM214 136V135H213ZM238 136V135H237ZM56 137H57V135H56ZM65 137V136H64ZM67 137V136H66ZM69 137H71V136H69ZM102 137V136H101ZM113 137V136H112ZM173 137V136H172ZM172 137H171V139L170 140H172ZM176 137H178V136H176ZM183 137V136H182ZM194 137V136H193ZM197 137H199V136H197ZM201 137V136H200ZM205 137V136H204ZM216 137H220V135L219 136H216ZM224 137H225V140L227 139V137L224 135ZM235 137H236V135H235ZM246 137V136H245ZM248 137H250V136H247L245 139H247ZM263 137V136H262ZM60 138V137H59ZM74 138V137H73ZM72 138V139H73ZM83 139H84V137H82ZM95 138V137H94ZM102 138H104V137H102ZM115 138V137H114ZM113 138V139H114ZM134 138H130V139H134ZM150 138V137H149ZM157 138V137H156ZM155 138V139H156ZM174 138V137H173ZM213 138H215V136L213 137ZM229 138V137H228ZM233 138H234V136H233ZM240 138V137H239ZM242 138V137H241ZM34 139V138H33ZM38 139H39V137H38ZM57 139V138H56ZM64 139V138H63ZM71 139V138H70ZM76 140H77V138H75ZM80 139V138H79ZM88 139V143H89V145H91V143L89 142V141H91V140H93V139ZM104 139H106V138H104ZM107 139H110L109 137H107ZM112 139V138H111ZM134 139V140H135ZM140 139V138H139ZM146 139V138H145ZM145 139H144V141H145ZM175 139V138H174ZM201 139H203V138H201ZM210 139V138H209ZM221 139V138H220ZM230 139V138H229ZM236 139V141H238L237 140V138H235ZM100 140V139H99ZM121 140V139H120ZM125 140V139H124ZM133 140V141H134ZM148 140H150V139H148ZM152 140H154V138H152ZM167 141H168V139H166ZM176 140V139H175ZM178 140V139H177ZM181 140V139H180ZM189 140H191L190 141V143L193 141L192 140V138L190 139L189 138ZM205 140V139H204ZM240 140V139H239ZM249 140V139H248ZM257 140V139H256ZM264 140V139H263ZM62 141V140H61ZM60 141V142H61ZM68 141H69V138H68ZM67 141V142H68ZM82 141V140H81ZM95 141V140H94ZM97 141V140H96ZM126 141H127V139H126ZM132 140H130V142H131ZM136 141V140H135ZM156 141V140H155ZM161 141V142H162ZM172 141H174V140H172ZM184 141V140H183ZM188 141V140H187ZM202 141V140H201ZM230 141V140H229ZM235 141V142H236ZM37 142V141H36ZM63 142V141H62ZM61 142V143H62ZM77 142H78V140H77ZM76 142V143H77ZM118 142V141H117ZM123 142V141H122ZM146 142V141H145ZM148 142V141H147ZM157 142V141H156ZM156 142H154V143H152V144H154V145H156L157 146V144H156ZM182 142V141H181ZM185 142V141H184ZM206 142V141H205ZM246 142V141H245ZM70 143V142H69ZM97 143V142H96ZM95 143V144H96ZM99 144L101 143V142H98ZM109 143H110V141H109ZM133 143V142H132ZM136 143V142H135ZM142 142H140V144H141ZM149 143V142H148ZM164 143V142H163ZM166 143V142H165ZM169 142H167V144H168ZM177 143V142H176ZM200 143V142H199ZM203 143H204V141H203ZM215 143H220L219 142V138H218V142H214V144ZM237 143V142H236ZM241 143V142H240ZM28 144V143H27ZM32 144H34V142H32ZM57 144V143H56ZM66 144V143H65ZM64 144V145H65ZM74 144H75V142H74ZM85 144V143H84ZM104 144V143H103ZM108 144V143H107ZM121 145V141H120V143H118L117 145H116V142H115V145H116V148H117V146H120ZM123 144H126V143H122V145ZM128 144H130V145H134V143L133 144H131V143H128ZM144 144V143H143ZM147 143H145V145H146ZM151 144V145H152ZM179 144H180V142H179ZM186 143H184V145H185ZM197 144H198V142H197ZM201 144V143H200ZM200 144H198V145H200ZM209 144V143H208ZM208 144H204V145H208ZM253 144V143H252ZM78 145V144H77ZM76 145V146H77ZM82 145V144H81ZM93 145V144H92ZM98 145V144H97ZM122 145H121V147H122ZM130 145H128V146H130ZM158 145H159V143H158ZM162 146H163V144H161ZM171 145V144H170ZM186 145H188V144H186ZM203 145V146H204ZM218 147H220L218 144H216ZM216 145H213L214 147L216 146ZM221 145V144H220ZM236 145V144H235ZM244 145V144H243ZM246 145H247V143H246ZM38 146V145H37ZM56 146V145H55ZM62 146V145H61ZM61 146H60V148H61ZM72 146V145H71ZM99 146V145H98ZM97 146V147H98ZM101 146V145H100ZM109 147V144L108 145H106L105 147ZM126 147H127V145H125ZM124 146V147H125ZM139 145H136L135 147H138ZM156 146H154V147H156ZM175 146H177V145H175ZM182 146V145H181ZM208 146H210V145H208ZM207 146V147H208ZM212 146V145H211ZM225 146V145H224ZM224 146H221V147H223L224 148ZM79 147H80V145H79ZM89 147V146H88ZM95 146H93V148H94ZM140 147L142 148V145H140L138 148L140 149ZM144 147V146H143ZM146 147H148V145H146ZM160 147V146H159ZM165 147H168V145H166ZM164 147V149H166ZM200 147H201V145H200ZM205 147V146H204ZM244 147V146H243ZM259 147H261V146H259ZM32 148V147H31ZM52 148V147H51ZM50 148V149H51ZM58 148V147H57ZM77 148V147H76ZM75 148V149H76ZM81 148V147H80ZM90 149L92 148V146H90L89 147ZM109 148H111V147H109ZM115 148V151H120V149H116ZM119 148V147H118ZM130 148V147H129ZM138 148H135V150L136 149H138ZM145 148V147H144ZM143 148V151H145V149ZM161 148V147H160ZM163 148V147H162ZM196 148V147H195ZM195 148H194V152L196 153V151H195ZM203 148V147H202ZM202 148H200L199 150H198V148H196L197 150H198V152L202 149ZM223 148H221L222 150H223ZM263 148V147H262ZM33 149V148H32ZM48 149H49V147H48ZM49 149V150H50ZM65 149H67V148H65ZM103 149V148H102ZM131 149H132V147H131ZM148 149V148H147ZM172 150H173V145H172V148H171ZM175 149V148H174ZM181 149V148H180ZM213 149H215V148H213ZM212 149V150H213ZM224 149H226V148H224ZM254 149V148H253ZM258 149V148H257ZM33 150H35V148L33 149ZM33 150H32V152H33ZM52 150V149H51ZM50 150V152H53V151H51ZM58 150H60V149H58ZM96 150V149H95ZM98 150V149H97ZM100 150H101V148H100ZM106 150H108L107 148H106ZM105 150V151H106ZM114 150V149H113ZM122 150V149H121ZM124 150V149H123ZM172 150H169V151H172ZM177 150V149H176ZM175 150V151H176ZM185 150H187V149H185ZM203 150V149H202ZM206 150V149H205ZM239 150V149H238ZM261 150V149H260ZM54 151H55V149H54ZM57 151V150H56ZM56 151H55V154H56ZM64 151V150H63ZM91 150H89V152H90ZM94 151V150H93ZM126 151V150H125ZM128 151V150H127ZM140 151V150H139ZM150 151V150H149ZM155 151V150H154ZM160 151V150H159ZM159 151H157V152H159ZM165 151H167V150H165ZM174 151V152H175ZM181 151V150H180ZM192 151V150H191ZM219 151V150H218ZM224 151V153H225V150H223ZM46 152H47V149H46ZM59 152V151H58ZM70 152H74V151H72L71 150V147H70ZM100 153H102L101 151H99ZM162 152H164V150H162ZM186 152V151H185ZM197 152V153H198ZM203 152V151H202ZM210 152V151H209ZM216 152V151H215ZM239 152V151H238ZM237 152V153H238ZM252 152V151H251ZM262 152V151H261ZM45 153V152H44ZM96 153V152H95ZM111 153H113V152H111ZM111 153H107V154H111ZM123 153H125V152H123ZM129 153H130V155H131V151H129ZM128 153V154H129ZM133 153V152H132ZM151 153V152H150ZM165 153V152H164ZM172 153V152H171ZM191 153V152H190ZM206 152L204 151V154H205ZM208 153V152H207ZM212 153V152H211ZM253 153H254V151H253ZM258 153V152H257ZM263 153V152H262ZM47 154H48V152H47ZM47 154H45L46 155V157H47ZM62 154V153H61ZM60 154V155H61ZM67 154V153H66ZM70 154V153H69ZM127 154V155H128ZM139 154H141V152L139 153ZM160 154V153H159ZM203 153H201V155H202ZM243 154V153H242ZM241 154V155H242ZM245 154V153H244ZM261 154V153H260ZM45 155H43V156H45ZM50 155V154H49ZM72 155V154H71ZM97 155H100V154H98L97 153ZM118 155H120V154H118ZM121 155H122V153H121ZM126 155V156H127ZM145 155V154H144ZM146 155H149V153L148 154H146ZM152 155H155V154H152ZM157 155V154H156ZM167 155H171L170 153L169 154H167ZM166 155V156H167ZM173 155V154H172ZM191 155V154H190ZM197 155V154H196ZM207 154H205V156H206ZM214 155V154H213ZM66 156V155H65ZM84 156H86V155H84ZM109 156V155H108ZM116 155H112V158L113 157H115ZM129 156V155H128ZM134 156H135V151H134ZM141 156V155H140ZM151 156V155H150ZM160 155H158V157H159ZM164 156V155H163ZM187 156H189V155H187ZM199 156V155H198ZM208 156H209V154H208ZM252 156H254V154L252 155ZM51 157H53V156H51ZM110 157V156H109ZM122 157V156H121ZM124 157V156H123ZM122 157V158H123ZM131 157H132V155H131ZM137 157V156H136ZM155 157H157V156H155ZM202 157V156H201ZM213 157V156H212ZM225 157V156H224ZM248 157V156H247ZM39 158H40V156H39ZM62 158V157H61ZM72 158H74V156L72 157ZM104 158V157H103ZM117 159L119 158V156L118 157H116ZM124 158H127V157H124ZM138 158V157H137ZM152 158H154V157H152ZM203 158V157H202ZM215 158H217V157H215ZM215 158H213V159H215ZM221 158V157H220ZM227 158V157H226ZM249 158H251V157H249ZM48 159V158H47ZM54 160H55V157L53 158ZM58 159V158H57ZM66 159V161H67V159L68 160H70V156L68 157V158H64L63 160H65ZM83 159V158H82ZM99 159V158H98ZM105 159V158H104ZM133 159H134V157H133ZM133 159L131 158L130 159V161H128V162H126L127 164L130 162V163H132L131 162V160L133 161ZM154 159H156V161H157V158H154ZM184 159V158H183ZM191 159H193V158H191ZM223 159V158H222ZM63 160H62V163H63ZM92 160V159H91ZM96 160V159H95ZM114 160H116V159H114ZM119 160V159H118ZM121 160V159H120ZM125 160V159H124ZM219 160V159H218ZM218 160H217V162H218ZM224 160V159H223ZM239 160V159H238ZM249 160V159H248ZM37 161H40V159L39 160H37ZM44 161V160H43ZM65 161V162H66ZM97 161V160H96ZM99 161V160H98ZM122 161V160H121ZM135 161V160H134ZM133 161V162H134ZM140 161H142V158H141V160ZM143 161H145V160H143ZM147 161H149V163H146V164H150V160L149 159H147ZM204 161H206V160H204ZM225 161H226V159H225ZM244 161H247V160H245V158H244ZM255 161V160H254ZM36 162V161H35ZM73 162V161H72ZM79 162V161H78ZM93 162V161H92ZM101 162V161H100ZM107 162V161H106ZM122 162H124V161H122ZM151 162H152V160H151ZM177 162V161H176ZM196 162V161H195ZM228 162V164H229V162L230 161H227ZM39 163H41V161L39 162ZM46 163V162H45ZM60 163H61V161H60ZM99 163V162H98ZM142 163V162H141ZM141 163H139V164H141ZM185 163V162H184ZM221 163V162H220ZM239 163V162H238ZM258 163V162H257ZM37 164H38V162H37ZM42 164V166H43V163H41ZM50 165L52 164V163H49ZM54 164V163H53ZM59 164V163H58ZM72 164V163H71ZM83 164H84V162H83ZM119 164V163H118ZM117 164V165H118ZM126 164V166H130V165H127ZM138 164V165H139ZM145 164V165H146ZM152 164H154V163H152ZM169 164H171V163H169ZM180 164V163H179ZM179 164H178V166H179ZM211 164V163H210ZM223 164H226V163H223ZM230 164H232V162L230 163ZM240 164V163H239ZM243 164H244V162H243ZM247 164V163H246ZM253 164V163H252ZM251 164V165H252ZM62 165V164H61ZM60 165V166H61ZM65 165V163L63 164V166ZM91 165V164H90ZM104 165V164H103ZM119 165H121V164H119ZM132 165H134V164H132ZM136 165V164H135ZM151 165V164H150ZM206 165V164H205ZM234 165V164H233ZM241 165V164H240ZM41 166V167H42ZM45 166V165H44ZM55 166V165H54ZM85 166V165H84ZM88 166V165H87ZM101 166V165H100ZM112 166V165H111ZM123 166V165H122ZM142 166V165H141ZM144 166V165H143ZM142 166V167H143ZM207 167H208V165H206ZM211 166V168H212V165H210ZM258 166V165H257ZM260 166V165H259ZM29 167V166H28ZM47 167H48V165H47ZM53 167V166H52ZM56 167H57V165H56ZM62 167V166H61ZM116 167H119V166H116ZM124 167H125V164H124ZM127 167V168H128ZM132 167V173H134L135 171L133 170V166H131ZM130 167V168H131ZM136 167V166H135ZM138 167V166H137ZM146 167V166H145ZM155 167V166H154ZM161 167H162V165H161ZM189 167V166H188ZM236 167V166H235ZM234 167V168H235ZM238 167H239V165H238ZM247 167V166H246ZM18 168H20V169H18ZM27 168V167H26ZM33 168H34V166H33ZM38 168V167H37ZM36 167H35V169H37ZM49 168V167H48ZM50 168H51V166H50ZM55 168V167H54ZM60 168V167H59ZM68 168V167H67ZM70 168V167H69ZM86 168V167H85ZM99 168V167H98ZM100 168H102V167H100ZM121 168V167H120ZM139 168H140V165H139ZM158 168V167H157ZM156 168V169H157ZM160 168V167H159ZM158 168V169H159ZM180 168H182V167H180ZM194 168V167H193ZM220 168V167H219ZM229 168V167H228ZM243 168H245V167H243ZM242 168V169H243ZM248 169H249V167H247ZM256 168V167H255ZM39 169H40V166H39ZM38 169V170H39ZM52 169V168H51ZM57 169V168H56ZM74 169V168H73ZM94 169V168H93ZM112 169V168H111ZM119 169V168H118ZM123 169V168H122ZM136 169V168H135ZM148 169H150V168H148ZM163 169H165V167L163 168ZM163 169H161V170H163ZM186 169L187 170H189L187 167H186ZM208 169H210V168H208ZM222 169V168H221ZM260 169V168H259ZM24 170H26L25 168H24ZM28 170H30V169H27V171ZM41 170V169H40ZM50 170V169H49ZM55 169H53V171H54ZM68 170V169H67ZM65 171V167H64V171L67 173V172H69V171ZM114 170V169H113ZM141 170V169H140ZM140 170H138V168H137V171H140ZM151 170H154V168H151ZM151 170H149L150 172H151ZM205 170V169H204ZM220 170V169H219ZM244 170V169H243ZM243 170H242V172H243ZM246 170V169H245ZM256 170V169H255ZM258 170V169H257ZM35 171V170H34ZM34 171H32V172H34ZM37 171V170H36ZM43 171V170H42ZM46 171V170H45ZM51 171V170H50ZM61 171V170H60ZM59 171V172H60ZM63 171V172H64ZM71 171V170H70ZM75 171V170H74ZM73 171V172H74ZM115 171H116V168H115ZM128 171V170H127ZM126 171V172H127ZM190 171V170H189ZM189 171H186L187 173L189 172ZM241 171V170H240ZM262 171V170H261ZM15 172V171H14ZM31 172V171H30ZM32 172H31V175H32ZM48 172V171H47ZM55 172V171H54ZM53 172V173H54ZM58 172V171H57ZM62 172V171H61ZM64 172V173H65ZM72 172V171H71ZM79 172V171H78ZM86 172V171H85ZM102 172H104V171H102ZM101 172V174H103ZM125 172V171H124ZM145 172V171H144ZM229 172H231L230 170H229ZM241 172V173H242ZM258 172V171H257ZM28 173V172H27ZM44 173V172H43ZM51 173H52V171H51ZM110 173V172H109ZM143 173V172H142ZM146 173H148L147 171H146ZM159 173V172H158ZM162 173H164V171L162 172ZM169 173H171V172H169ZM172 173H173V171H172ZM232 173V172H231ZM253 173L254 172H252L251 174V176H253ZM255 173H256V171H255ZM16 174V173H15ZM33 174H35V173H33ZM45 175H46V173H44ZM58 174V173H57ZM62 174V173H61ZM68 174V173H67ZM66 174V175H67ZM72 174V173H71ZM71 174H69V175H71ZM77 174V173H76ZM101 174H99L100 176H101ZM107 174V173H106ZM106 174H105V176H106ZM122 174H123V176L125 175L124 173H122L121 172V176H122ZM151 174V173H150ZM149 174V175H150ZM156 174H157V172H156ZM160 174H161V172H160ZM232 174H234V173H232ZM257 174V173H256ZM30 175V174H29ZM30 175V176H31ZM44 175V176H45ZM65 175V174H64ZM92 175V174H91ZM95 175V174H94ZM108 175V174H107ZM127 175H128V173H127ZM127 175H125V177H127ZM134 175V174H133ZM149 175H147L146 177H148L149 179H148V182L150 183V176ZM155 174L154 173H152V175H151V177L152 176H154ZM158 175V174H157ZM156 175V176H157ZM169 175V174H168ZM194 175H195V173H194ZM193 175V176H194ZM197 175V174H196ZM243 175H244V172H243ZM255 175V174H254ZM1 176V175H0ZM11 176V175H10ZM15 176V175H14ZM33 176V175H32ZM68 176V175H67ZM76 176V175H75ZM74 176V177H75ZM102 176H104V174L102 175ZM114 177L115 176H117V174L116 175H113ZM198 177L200 176V175H197ZM197 176H195V177H197ZM230 176V175H229ZM236 176V175H235ZM246 176V175H245ZM40 177H42V176H40ZM55 177V176H54ZM53 177V178H54ZM70 176H68L67 177V179L69 180L70 178H72V176L69 178ZM87 177V176H86ZM95 177V176H94ZM93 177V178H94ZM97 177V176H96ZM109 177V176H108ZM112 176H110V178H111ZM128 177H129V175H128ZM197 177V178H198ZM254 177V176H253ZM252 177V178H253ZM0 178H2V177H0ZM33 178V177H32ZM56 179H58L57 177H55ZM63 178V177H62ZM105 178V177H104ZM117 178V177H116ZM119 178V177H118ZM130 178H131V176H130ZM135 178H138V176L137 177H135ZM140 178V177H139ZM197 178H194V179H196L197 180ZM232 178L233 179H235L234 178V176H232ZM238 178V177H237ZM245 177H243V179H244ZM255 178H256V176H255ZM3 179V178H2ZM31 179V178H30ZM33 179H36V178H33ZM38 179V178H37ZM56 179H54V180H56ZM75 179V178H74ZM83 179V178H82ZM88 179H89V177H88ZM97 179V178H96ZM95 179V180H96ZM99 179H101V178H99ZM120 179V178H119ZM147 179V178H146ZM188 179V178H187ZM185 179L186 181H184V184H185V182H187V181H189L190 179ZM193 179V180H194ZM199 179V178H198ZM249 179V178H248ZM16 180V179H15ZM32 180V179H31ZM41 180V179H40ZM48 180V179H47ZM53 180V179H52ZM52 180H50V181H52ZM58 180H60V179H58ZM67 180V181H68ZM76 181H77V179H75ZM75 180H73V183H74V181ZM90 180H91V178H90ZM112 180V179H111ZM151 180H154V179H151ZM245 180V179H244ZM243 180V181H244ZM35 181V180H34ZM39 181V180H38ZM57 181V180H56ZM55 181V182H56ZM61 181H63L64 182V180H61ZM61 181H59V182H61ZM66 181V180H65ZM70 181H72V179L70 180ZM127 181V180H126ZM126 181H124L125 183H127ZM245 181H247V180H245ZM250 181V180H249ZM14 182V181H13ZM40 182V181H39ZM98 182V181H97ZM104 182V181H103ZM118 182H119V180H118ZM118 182H115V183H118ZM137 182H140V181H136L135 183V185H137ZM145 182V181H144ZM152 182H154V181H151V183ZM159 182V181H158ZM166 182H168V181H166ZM189 182H192V181H189ZM198 182V181H197ZM17 183V182H16ZM57 183V182H56ZM65 183V182H64ZM68 183H70V182H68ZM90 183V182H89ZM121 183V182H120ZM119 183V184H120ZM129 183V182H128ZM130 183H132V181L130 182ZM130 183L129 184H127V185H130ZM176 183V182H175ZM188 183V182H187ZM194 183H196L195 181H194ZM194 183H192V184H194ZM237 183V182H236ZM247 183H248V181H247ZM6 184V183H5ZM5 184H3V185H5ZM11 184H12V182H11ZM20 184V183H19ZM18 184V185H19ZM36 184V183H35ZM39 184V183H38ZM58 184V183H57ZM61 184V183H60ZM122 184V183H121ZM132 184H134V182L132 183ZM140 184V183H139ZM160 184V183H159ZM191 183H190V185H192ZM216 184V183H215ZM239 184H241V183H239ZM239 184H238V186H239ZM8 185V184H7ZM13 185H16V184H13ZM30 184L28 183V186H29ZM39 185H41V186H43V185H45V184H39ZM65 185H66V183H65ZM64 185V186H65ZM68 185V184H67ZM97 185V184H96ZM108 185V184H107ZM110 185V184H109ZM115 185H117V184H115ZM123 185H125L124 183H123ZM143 185V184H142ZM195 185V184H194ZM221 185V184H220ZM6 186V185H5ZM5 186H3L4 188H6ZM50 186H52V185H50ZM61 186V185H60ZM72 186H75V188H76V185H75V183H74V185L72 184ZM113 186H114V184H113ZM120 186H122V185H120ZM119 185H118V187H120ZM159 186V185H158ZM157 186V187H158ZM209 186V185H208ZM23 187H24V185H23ZM26 188H27V186H25ZM34 187V186H33ZM36 187V186H35ZM47 187V186H46ZM45 187V188H46ZM71 187V186H70ZM98 187V186H97ZM96 187V188H97ZM125 187V189H126V187L127 186H124ZM124 187H121V188H124ZM135 187V186H134ZM151 187V186H150ZM167 187V186H166ZM169 187V186H168ZM211 187V186H210ZM1 188V187H0ZM10 188V187H9ZM9 188H6V189H9ZM18 188V187H17ZM20 188H22V187H20ZM26 188H24L23 190L25 191L26 190ZM43 188H44V186H43ZM59 188V187H58ZM67 188H68V186H67ZM72 188V187H71ZM78 188V190L80 189V187H77ZM76 188V189H77ZM128 189L129 188H131V187H127ZM137 188V187H136ZM142 188V187H141ZM149 188V187H148ZM200 188V187H199ZM209 188V187H208ZM223 188H224V186H223ZM222 188V189H223ZM242 188V187H241ZM249 188V187H248ZM5 189V190H6ZM15 189V188H14ZM13 189V187H12V190H14ZM38 190H39V188H37ZM41 189V188H40ZM65 189V188H64ZM111 189V188H110ZM114 189V188H113ZM151 189H152V187H151ZM150 189V190H151ZM155 189H156V187H155ZM158 189V190H157ZM156 189V191H159V188H157ZM198 189V188H197ZM196 189V190H197ZM202 189V188H201ZM200 189V190H201ZM240 189V188H239ZM3 190V189H2ZM2 190H1V192H2ZM5 190H4V192H5ZM23 190H22V192H23ZM27 190H28V188H27ZM41 190H44V189H41ZM61 190V189H60ZM60 190H58L57 189V191H60ZM62 190H63V188H62ZM61 190V191H62ZM66 190V189H65ZM64 190V191H65ZM70 190H72V189H70ZM78 190H77V192H78ZM85 190H87V189H85ZM92 190V189H91ZM112 190V189H111ZM120 190V189H119ZM162 190V189H161ZM164 190V189H163ZM166 190V189H165ZM167 190H169V188H167ZM199 190V189H198ZM197 190V191H198ZM200 190H199V192H200ZM250 190V189H249ZM40 191V190H39ZM49 191H51V190H49ZM73 191H75V190H73ZM116 191V190H115ZM118 191V190H117ZM130 191V190H129ZM202 192H203V190H201ZM238 191H240V190H238ZM243 191V190H242ZM21 192V191H20ZM19 192V193H20ZM21 192V193H22ZM31 192V191H30ZM33 192V191H32ZM38 192V191H37ZM53 192H55V190L53 191ZM66 192V191H65ZM67 192H68V190H67ZM66 192V193H67ZM92 192V191H91ZM95 192V191H94ZM120 192V191H119ZM119 192H116V193H119ZM146 192V191H145ZM167 192V191H166ZM202 192H201V195H202ZM206 193H207V191H205ZM204 192V193H205ZM241 192V191H240ZM10 193V192H9ZM12 193H14V191L12 192ZM18 193V192H17ZM18 193V194H19ZM20 193V194H21ZM28 193V192H27ZM36 193V192H35ZM42 193H45L44 191L42 192ZM57 193V192H56ZM62 193H64V192H62ZM65 193V194H66ZM71 193H72V191H71ZM70 193V194H71ZM74 193V192H73ZM72 193V194H73ZM87 193V192H86ZM106 193V192H105ZM122 193V192H121ZM123 193H125V191L123 192ZM138 193H140V191H138ZM146 193H148V192H146ZM151 193V192H150ZM161 193H162V191H161ZM198 192H196V194H197ZM226 193V192H225ZM233 193H235V192H233ZM238 193V192H237ZM243 194L245 193L244 191L242 192ZM242 193H239L238 195H241ZM247 193V192H246ZM249 193V192H248ZM23 194V193H22ZM29 194V193H28ZM85 194V193H84ZM90 194V193H89ZM94 194V193H93ZM109 194V193H108ZM196 194H193V195H196ZM213 194V198H214V193H212ZM242 194V195H243ZM250 194V193H249ZM1 195V194H0ZM26 196H27V194H25ZM25 195L23 196V195H20V197H22L23 196V198H25ZM38 195V194H37ZM43 195L44 194H42V197H43ZM54 195V194H53ZM56 195V194H55ZM80 195V194H79ZM95 195V194H94ZM125 195H127V194H125ZM130 195H132V194H130ZM140 195H142V192L140 193ZM144 195V194H143ZM155 195V194H154ZM162 195V194H161ZM187 195H189V196H191V194H187ZM192 195V196H193ZM200 195V194H199ZM200 195V196H201ZM204 196H205V194H203ZM216 195H218V192L216 193ZM216 195H215V197H216ZM232 195V194H231ZM234 195V194H233ZM253 195V194H252ZM32 196V195H31ZM35 196V195H34ZM33 196V197H34ZM39 196V195H38ZM38 196H36L37 198H38ZM46 196V195H45ZM50 196H52V195H50ZM58 196H59V194H58ZM71 196V195H70ZM83 196V195H82ZM86 196V195H85ZM89 196V195H88ZM93 196V195H92ZM91 196V197H92ZM96 196V195H95ZM148 196V195H147ZM160 195H158L157 197H159ZM166 197L167 195H163V197ZM197 197L195 198V199H193V197H191L193 200H194V202L193 203H195V201H197V198H198V195H196ZM199 196V197H200ZM210 196H211V194H210ZM221 196H222V194H221ZM246 195H244V197H245ZM42 197L40 198V199H42ZM49 197V196H48ZM47 196L45 197V198H48ZM53 197V196H52ZM55 197V196H54ZM114 197H117V195L116 196H114ZM130 197V196H129ZM142 197V196H141ZM152 197H156V196H152ZM157 197H156V199H157ZM180 197H182V198H180V200L181 199H184V197H186V194H185V196H180ZM195 197V196H194ZM206 197H208V196H206ZM206 197H204L201 201H203L204 200V202H206L205 201V198ZM243 197V196H242ZM247 197H249V196H247ZM32 198V197H31ZM45 198H43V200H45ZM120 198V197H119ZM123 199H124V196L122 197ZM145 198H149V197H145ZM161 198H162V196H161ZM161 198H159V199H161ZM177 198H179V196L177 197ZM186 198H188V196L186 197ZM190 198V197H189ZM200 198H202V196L200 197ZM250 198H252V197H250ZM19 199V198H18ZM17 198H15V196H13V195H8V196H6V197H4V198H2V196H1V198H0V231L2 232H4L5 234L8 232V233H10V232H15V231H17V230H19V229H21L23 226H22V224L20 223V221H18L19 220V215L20 214H22V213H25V208L27 209V207H25L26 206V204L25 203H17L16 202V200H18ZM50 199H52V198H50ZM58 199V198H57ZM131 199V198H130ZM167 199V198H166ZM171 199H174L173 197H171ZM192 199H190V201L192 200ZM207 199V198H206ZM232 199V198H231ZM239 199H243V198H241V196H239ZM260 199V198H259ZM33 200V199H32ZM38 201H39V199H37ZM47 200V199H46ZM49 200V199H48ZM53 200V199H52ZM81 200H82V198H81ZM102 200V199H101ZM100 200V201H101ZM104 200H105V198H104ZM103 200V201H104ZM135 200V199H134ZM133 200V201H134ZM138 200V199H137ZM140 200V199H139ZM139 200H138V202H139ZM151 200V199H150ZM169 199H167V201H168ZM185 200H187V199H185ZM185 200H181V202L182 201H184L185 202ZM199 200V199H198ZM238 200V199H237ZM18 201H20V200H18ZM27 201V203H28V200H26ZM36 201V200H35ZM41 201V200H40ZM108 201V200H107ZM123 201H125V199L123 200ZM122 201V199H121V202H123ZM164 201H166L165 199H164ZM166 201V202H167ZM189 201V202H190ZM221 201V200H220ZM233 201V200H232ZM246 201H248V199L246 200ZM25 202V201H24ZM41 202H44V201H41ZM47 202V201H46ZM51 202V201H50ZM71 202H72V200H71ZM116 202H118V204L120 205L121 203H120V200L119 201H117V199H116ZM116 202H115V204H116ZM136 202V201H135ZM138 202L136 203V204H134L135 206H137V208L141 205V203H143V202H141L140 203V205L138 204ZM151 202H154V203H156V200L155 201H151ZM158 202V201H157ZM169 202V201H168ZM172 202V201H171ZM170 202V203H171ZM174 202H175V200H174ZM178 202V201H177ZM184 202H182V204H185L186 205V202H188V201H186L185 203ZM188 202V203H189ZM198 203H200L199 201H197ZM196 202V204L195 205H200V206H202V205H204L205 203H200V204H198ZM214 202H216V201H214ZM213 202V203H214ZM218 202V201H217ZM217 202H216V204H217ZM35 203V202H34ZM37 203V202H36ZM100 203V202H99ZM110 203H111V201H110ZM113 203V202H112ZM130 204H132L131 203V201L129 202ZM161 203H163L162 201H161ZM193 203L191 204V203H189V205H192L193 206ZM212 203V204H213ZM225 203V202H224ZM227 203V202H226ZM228 203H229V201H228ZM230 203H231V201H230ZM233 203H235V202H233ZM263 203V202H262ZM29 204L31 205V202H29ZM76 204V203H75ZM101 204V203H100ZM99 204V205H100ZM114 204V203H113ZM112 204V205H113ZM125 204V203H124ZM124 204H123V207H124ZM149 204V203H148ZM160 204V203H159ZM169 204V203H168ZM172 204V203H171ZM176 204V203H175ZM175 204H173V205H175ZM178 204V203H177ZM210 204V203H209ZM219 204V203H218ZM223 204V203H222ZM38 205H40V204H38ZM72 205H74L73 203H72ZM97 205V204H96ZM101 205H103V204H101ZM139 205V206H138ZM155 205V204H154ZM157 205V204H156ZM178 205H180V204H178ZM184 205V206H185ZM205 205H207V204H205ZM244 205V204H243ZM263 204H261L260 205V207L262 206ZM69 206V205H68ZM75 206V205H74ZM98 206V205H97ZM103 206H105V205H103ZM103 206H100V207H103ZM118 206V205H117ZM115 207V208H113V209H109L108 211H107V213L108 212H110L109 214L111 215L112 214V210H114L115 209V212H117V210L120 208L119 206V208L118 207ZM151 206V205H150ZM170 206H172V205H170L169 204V207ZM176 206V205H175ZM192 206H190L189 208H191ZM197 206V207H198ZM199 206V207H200ZM221 206V205H220ZM232 206V205H231ZM230 206V207H231ZM245 206V205H244ZM30 207V206H29ZM28 207V208H29ZM32 207V206H31ZM40 207H43V206H41L40 205ZM46 207V206H45ZM70 207V206H69ZM100 207H98V208H100ZM106 207V206H105ZM104 207V208H105ZM126 207H127V205H126ZM128 207H130V206H128ZM127 207V208H128ZM145 207V206H144ZM158 207L159 208H161V206H159L158 205ZM176 207H178V206H176ZM182 207V206H181ZM180 206H179V208L178 209H180L181 208ZM193 207H195V206H193ZM215 207V206H214ZM217 207H219V206H217ZM34 208V207H33ZM38 208V207H37ZM51 208V207H50ZM72 208H73V206H72ZM72 208H69V209H71L72 210ZM77 208V207H76ZM95 208H96V206H95ZM107 208V207H106ZM105 208V209H106ZM118 208V209H117ZM125 208V207H124ZM136 208V207H135ZM154 208H156V207H154ZM164 208V207H163ZM162 208V209H163ZM167 208H168V206H167ZM171 208V207H170ZM173 208H175V207H173ZM173 208H171V209H173ZM183 208V207H182ZM202 208V207H201ZM210 208V207H209ZM227 208H228V206H227ZM32 209V208H31ZM39 209H41V208H39ZM43 209H45L44 207H43ZM67 209V208H66ZM103 209V208H102ZM140 209V208H139ZM148 209H150V208H148ZM162 209H160V211H162L163 212V210ZM176 209V208H175ZM184 209V208H183ZM187 209H188V207H187ZM197 209V208H196ZM207 209V208H206ZM226 209V208H225ZM240 209V208H239ZM29 210V209H28ZM70 210V211H71ZM127 210V209H126ZM126 210H123V212H125ZM143 210V209H142ZM151 210H154V209H152L151 208ZM156 210H157V208H156ZM159 210V209H158ZM167 210V209H166ZM169 210V209H168ZM181 210V209H180ZM180 210H178V211H180ZM194 210V209H193ZM264 210V209H263ZM30 211V210H29ZM42 210H40V212H41ZM46 211V210H45ZM65 211H68V210H65ZM69 211V212H70ZM85 211V210H84ZM120 211V210H119ZM122 211V210H121ZM129 211V210H128ZM130 211H131V209H130ZM143 211H145V210H143ZM192 211V210H191ZM190 211V212H191ZM196 211V210H195ZM216 211V210H215ZM214 211V212H215ZM221 211V210H220ZM227 211V210H226ZM259 211H262V207H261V210H259ZM47 212V211H46ZM76 212V211H75ZM78 212V211H77ZM92 212V211H91ZM90 212V213H91ZM168 212V211H167ZM170 212V211H169ZM171 212H174V211H171ZM198 212V211H197ZM203 212H206V211H203ZM208 212V211H207ZM39 213V212H38ZM96 213H97V209H96ZM114 213V212H113ZM121 213V212H120ZM132 213H134V212H132ZM137 213H139V212H137ZM155 213V212H154ZM164 213V212H163ZM181 213V212H180ZM202 213V212H201ZM212 213V212H211ZM216 213L217 212H215V215H216ZM222 213V212H221ZM227 213V212H226ZM263 214H264V212H262ZM27 214V213H26ZM25 214V215H26ZM81 214H84L83 212L81 213ZM91 214H93V213H91ZM94 214H95V212H94ZM100 214V213H99ZM108 214V215H109ZM125 214H128L127 212H125ZM124 214V215H125ZM203 214H205V213H203ZM218 214V213H217ZM238 214V213H237ZM23 215V214H22ZM46 215V214H45ZM85 215H87V213L85 214ZM90 215V214H89ZM104 215V214H103ZM114 215H115V213H114ZM114 215L112 216V218L114 219V218H116V215H118V213L115 215V217H114ZM121 215V214H120ZM129 215V214H128ZM127 215V216H128ZM145 215V214H144ZM167 215V214H166ZM206 215V214H205ZM208 215V214H207ZM256 215H258V214H256ZM261 215V214H260ZM38 217H39V215H37ZM47 216V215H46ZM58 216V215H57ZM56 216V217H57ZM127 216H125L126 218H127ZM134 216H136L135 215V213H134ZM224 216V215H223ZM26 217V216H25ZM36 217V216H35ZM55 217V216H54ZM83 217H84V215H83ZM87 217H88V215H87ZM98 218H99V216H97ZM97 217H96V219H97ZM111 217V216H110ZM123 217V216H122ZM141 217V216H140ZM251 217V216H250ZM249 217V218H250ZM27 218V217H26ZM29 218V217H28ZM40 218V217H39ZM51 218V217H50ZM58 218V217H57ZM56 218V219H57ZM59 218H61V217H59ZM80 218V217H79ZM100 218H102V216H100ZM120 219H121V221L123 220V219H125V218H121V217H119ZM134 218V217H133ZM133 218H131L132 219V222H133ZM137 218L139 219V217L137 216ZM154 218V217H153ZM158 217H155V219L156 220H158L157 219ZM255 218H256V216H255ZM257 218H258V216H257ZM261 218V217H260ZM46 219V218H45ZM55 219V218H54ZM103 219V218H102ZM108 219V218H107ZM170 219V218H169ZM168 219V220H169ZM22 220H26V219H22ZM28 220V219H27ZM40 220H41V218H40ZM52 220V219H51ZM74 220V219H73ZM79 220V219H78ZM101 220V219H100ZM106 220V219H105ZM119 220V219H118ZM126 220V219H125ZM129 220V219H128ZM134 220H136V217H135V219ZM141 220V219H140ZM159 220H160V218H159ZM256 221H258V220H260V219H255ZM58 221V220H57ZM83 221V220H82ZM93 221V220H92ZM98 221H99V219H98ZM121 221L119 220V221H117L118 223L120 222V224H121ZM252 221H253V219H252ZM261 221V223H262V221L263 220H260ZM260 221H258V222H260ZM34 222V221H33ZM41 222V221H40ZM39 222V223H40ZM91 222V221H90ZM95 223H96V221H94ZM100 222V221H99ZM248 221H246V223H247ZM250 222V221H249ZM257 222V223H258ZM55 223H58V222H55ZM63 223V222H62ZM73 223H75V222H73ZM76 223H77V220H76ZM85 223V222H84ZM102 223V222H101ZM108 223V222H107ZM128 223V222H127ZM126 223V224H127ZM136 223H138V222H136ZM139 223H140V221H139ZM260 223V224H261ZM32 224V223H31ZM30 224V225H31ZM67 224V223H66ZM80 224V223H79ZM85 224H87V223H85ZM97 224H98V222H97ZM100 224V223H99ZM99 224H98V226H99ZM103 224V223H102ZM102 224L100 225V226H102ZM109 224H110V219H109ZM115 224V223H114ZM117 224V223H116ZM115 224V225H116ZM120 224H117L116 225V227H114V228H112V229H110L109 227H106L105 225V227L106 228H109V230H106V231H102V232H100V234H98L99 235V238L97 237V240H98V242L97 243H100L101 244V246H102V244L104 243V241H107V244H108V246L106 247V248H104L105 249V252H104V255H103V259H104V264H112V262H113V264H114V260H116V259H123V255L125 254V247H124V245H123V243H122V238L124 237L123 235H125L124 233H125V230H126V226H124L123 224H125V223H123L122 225H120ZM132 224H134L135 225V223H132ZM255 225H256V223H254ZM260 224L258 225V227L260 226ZM39 225V224H38ZM38 225H37V228H39L38 227ZM52 225V224H51ZM62 225V224H61ZM61 225H59V226H61ZM76 225V224H75ZM93 225V224H92ZM113 225V224H112ZM129 225V224H128ZM140 225V224H139ZM143 225V224H142ZM250 225V224H249ZM253 225V224H252ZM264 225V224H263ZM49 226V225H48ZM68 226H69V224H68ZM71 226H72V223H71ZM87 226H89V224L87 225ZM109 226V225H108ZM130 226H132V225H130ZM162 225H160V227H161ZM178 226V225H177ZM254 226V225H253ZM35 227V226H34ZM54 227V226H53ZM63 227H64V225H63ZM67 227V226H66ZM65 227V228H66ZM73 227V226H72ZM165 227V226H164ZM169 228L170 229V227L169 226H166V228ZM249 227V226H248ZM261 227V226H260ZM264 227V226H263ZM45 228V227H44ZM46 228H47V226H46ZM58 228V227H57ZM81 228V227H80ZM87 228V227H86ZM91 228H94V226L93 227H90L89 229H91ZM133 228H135V227H133L132 226V228L130 227V231H132V229ZM148 228V227H147ZM147 228L145 229V227H144V229L143 230H147ZM181 228V227H180ZM179 228V229H180ZM183 228V227H182ZM181 228V229H182ZM247 228V227H246ZM35 229V228H34ZM54 229V228H53ZM53 229H51V230H53ZM67 229V228H66ZM100 229V228H99ZM138 229V228H137ZM142 229V228H141ZM139 230L140 232H142L143 230ZM159 229V228H158ZM157 229V230H158ZM161 229H162V227H161ZM172 230H173V228H171ZM188 229V228H187ZM187 229H185V231H186V233L188 232L187 231ZM192 228H189V230H191ZM194 229V228H193ZM201 229V228H200ZM22 230H25L26 231V229H22ZM21 230V231H22ZM59 230H60V228H59ZM63 230V229H62ZM88 230V229H87ZM93 230V229H92ZM176 230H177V228H176ZM195 230H196V228H195ZM194 230V232H196ZM250 230V229H249ZM257 230V229H256ZM259 230V232L261 231V229H258ZM257 230V231H258ZM29 231V230H28ZM30 231H31V229H30ZM33 231V230H32ZM38 231V230H37ZM135 231L137 232V230L135 229ZM138 231V233H140ZM151 231V230H150ZM159 231V230H158ZM167 232H168V230H166ZM170 231V230H169ZM175 230H173V232H174ZM183 231V230H182ZM23 232V231H22ZM149 232V231H148ZM160 232V231H159ZM172 232V233H173ZM190 232V231H189ZM191 232H193L192 230H191ZM191 232H190V237L192 238L193 237V235L191 236ZM194 232H193V234H194ZM250 232V231H249ZM264 232V231H263ZM17 233V232H16ZM25 233V232H24ZM23 233V234H24ZM33 233H35L34 231H33ZM37 233V232H36ZM39 233V232H38ZM41 233V232H40ZM53 233V232H52ZM84 233V232H83ZM92 233V232H91ZM131 233H133V231L131 232ZM143 233V232H142ZM147 233V232H146ZM154 233H157L156 231L154 232ZM154 233H152V234H154ZM255 233V232H254ZM5 234H2V236L4 237H6V235ZM15 234V233H14ZM18 234V233H17ZM16 234V235H17ZM20 234V233H19ZM26 234V233H25ZM25 234L24 235H22V236H25ZM31 235H32V233H30ZM30 234H27L28 236L30 235ZM47 234V233H46ZM137 234V233H136ZM162 234V233H161ZM160 234V235H161ZM174 234H178L179 236H180V234L179 233H177V232H174ZM173 234V236H177V235H174ZM187 234H189V233H187ZM250 234L251 235H247L246 234V236H248V237H246L245 236V238H252L251 240H253V238H254V235L250 232ZM15 235V237H17ZM21 235H19L20 236V238H21ZM26 235V236H27ZM30 235V236H31ZM40 235V234H39ZM38 235V236H39ZM49 235V234H48ZM57 235V234H56ZM77 235V234H76ZM81 235V234H80ZM87 235V234H86ZM143 235H144V233H143ZM142 235V236H143ZM156 235H158V234H156ZM164 235V234H163ZM168 235L170 236V238H172V239H174L173 237H171V235L168 233ZM195 235V234H194ZM211 235V234H210ZM262 235L264 236V234L262 233ZM1 236V237H2ZM9 236V235H8ZM7 236V237H8ZM11 236V235H10ZM25 236V238L27 239V237ZM33 236V238H35L34 237V235H32ZM37 236V235H36ZM40 236H45V234H43V235H40ZM58 236V235H57ZM94 236V235H93ZM130 236V235H129ZM139 236L141 237V234H139ZM154 236H155V234H154ZM259 236H261V235H259ZM4 237V238H5ZM13 237H14V235H13ZM14 237V238H15ZM77 237H78V235H77ZM81 237V236H80ZM80 237H78V238H80ZM89 237V239H90V236H88ZM131 237V236H130ZM155 237H157V236H155ZM158 237H159V235H158ZM185 237H186V235H185ZM195 237H196V235H195ZM211 237V236H210ZM12 238V237H11ZM24 238V237H23ZM33 238H31L32 240H33ZM49 238H51V237H49ZM53 238V237H52ZM55 238V237H54ZM54 238L52 239V240H54ZM57 238V237H56ZM78 238H76V240H78ZM82 238H83V236H82ZM167 238H168V236H167ZM170 238H168V239H170ZM194 238V237H193ZM192 238V239H193ZM260 238V237H259ZM8 239V238H7ZM6 239V241L8 242V241H10V239L9 240H7ZM17 239V238H16ZM48 239V238H47ZM58 239V241H59V239H61V238H57ZM96 239V238H95ZM142 237H141V241H142ZM160 240H161V238H159ZM158 238H157V241H158V244H160L159 242H160V240H159ZM177 239H178V237H177ZM176 239V240H177ZM181 239V238H180ZM187 239H189V240H191L190 238H188L187 237ZM213 239V238H212ZM11 240H13V239H11ZM18 240V239H17ZM28 240V239H27ZM36 240V239H35ZM43 240H44V238H43ZM63 240V239H62ZM72 240H73V238H72ZM75 240V241H76ZM124 240H125V238H124ZM123 240V242H125ZM137 240V239H136ZM136 240H134V241H136ZM145 240V239H144ZM144 240L142 241V242H144ZM175 240V239H174ZM173 240V241H174ZM186 240V239H185ZM210 240H211V238H210ZM248 240V239H247ZM247 240H246V242H247ZM5 241V240H4ZM25 241V240H24ZM45 241V240H44ZM51 241V240H50ZM57 241V240H56ZM79 241V240H78ZM146 241V240H145ZM157 241L155 240V242L157 243ZM163 241V240H162ZM161 241V242H162ZM178 241H180V240H178ZM182 241V240H181ZM183 241H184V237H183ZM238 241V240H237ZM250 241V240H249ZM248 241V242H249ZM254 241H256V243H259L260 241H258V240H254ZM253 241V242H254ZM262 241V240H261ZM7 242H6V245L5 246H7ZM15 242V241H14ZM21 242V241H20ZM29 242V241H28ZM37 243H38V241H36ZM40 242H42V241H40ZM77 242V241H76ZM81 242V241H80ZM131 242H132V239H131ZM139 242V241H138ZM165 242L166 241H164L163 242V244H165ZM186 242V244H187V241H185ZM191 242H193L194 244H195V242L193 241V240H191ZM263 242V241H262ZM16 243V242H15ZM19 243V242H18ZM32 243V242H31ZM60 243H62L61 241H60ZM83 242H81V244H82ZM92 243H94V242H92ZM133 243V242H132ZM145 243V242H144ZM144 243H143V245H144ZM189 243V242H188ZM192 243V244H193ZM202 243V242H201ZM210 243H212V241L210 242ZM238 243V242H237ZM255 243V246L257 245ZM2 244H3V242H2ZM12 244V243H11ZM20 244V243H19ZM17 245V247L15 248L14 246H12V248L14 247V249H12L13 250V252L9 255L8 254V256H7V254L5 255V253H4V255H3V257L1 256V258H0V264H37L36 263V260L34 259V258H32L33 257V254H34V249H35V245H36V243L34 242L33 244H30L29 245V243H28V245H24V246H22V243H21V245ZM41 244V243H40ZM42 244H43V242H42ZM41 244V245H42ZM63 244V243H62ZM127 244H128V242H127ZM147 244V243H146ZM162 243L160 244V245H157V246H161V247H163L162 249H161V247H160V249L161 250H163L164 249V245H163ZM168 244V243H167ZM173 244V243H172ZM185 243L183 242V244L181 245V247L182 246H184V247H187V245L185 246L184 245ZM234 244H236V242L234 243ZM239 244V243H238ZM237 244V245H238ZM246 244H249V243H246ZM1 245V244H0ZM16 245V244H15ZM40 245V246H41ZM64 245V244H63ZM85 245H86V243H85ZM94 245V244H93ZM132 245V244H131ZM140 245V244H139ZM163 245V246H162ZM176 245V244H175ZM179 245V244H178ZM177 245V246H178ZM236 245V246H237ZM254 245V244H253ZM261 245V244H260ZM9 246V245H8ZM40 246L38 245V247L40 248ZM46 246H48V245H46ZM45 246V247H46ZM54 246V245H53ZM60 247H62L61 246V244L59 245ZM82 246V245H81ZM83 246H84V243H83ZM145 246V245H144ZM147 246V245H146ZM145 246V247H146ZM212 246V245H211ZM248 246V245H247ZM247 246H244V248H246ZM249 246H251V244H249ZM262 246V245H261ZM3 247H4V245H3ZM2 247V248H3ZM10 247V246H9ZM37 247V246H36ZM89 247V246H88ZM96 247V246H95ZM105 247V246H104ZM141 247H142V245H141ZM181 247H180V249H181ZM184 247H182V248H184ZM195 247H197L196 245H195ZM230 247H232L231 245H230ZM234 247V246H233ZM252 247V246H251ZM254 247V246H253ZM42 248H44V247H42ZM58 248V247H57ZM77 248H78V246H77ZM85 248H86V246L83 248L84 249V251H85ZM91 248V247H90ZM128 248V247H127ZM131 248H132V246H131ZM148 248H149V246H148ZM166 248H168V247H166ZM171 248L173 249V247L171 246ZM178 248V247H177ZM188 248H189V246H188ZM211 248V247H210ZM258 248V247H257ZM260 248V247H259ZM46 249H48L49 250V252H50V254H49V257L48 258H46L47 260L44 262L45 264H52V261L53 260H55L56 259V255H55V252H54V249L50 246V247H48V248H46ZM60 249V248H59ZM64 248L62 247V250H63ZM81 249V248H80ZM94 249H96V248H94ZM103 249V248H102ZM159 249V248H158ZM157 249V250H158ZM169 249H170V247H169ZM194 249H197V248H194ZM193 249V250H194ZM200 249V251L199 252H202V250H201V248H199ZM209 249V248H208ZM231 249V248H230ZM234 249V248H233ZM247 249H248V247H247ZM251 249H253V248H251ZM251 249H250V251H251ZM261 249V248H260ZM2 250V249H1ZM9 250H11V249H9ZM8 250V251H9ZM61 249H60V251H62ZM67 250V249H66ZM76 250V249H75ZM128 250V249H127ZM130 250H132L133 251V249H130ZM129 250V251H130ZM144 250V249H143ZM147 250V253H149V254H151V252H148V251H150L149 249H146ZM168 250V249H167ZM173 250H175V249H173ZM178 250H179V248H178ZM236 250V249H235ZM245 250V249H244ZM257 250V249H256ZM4 251H6V250H4ZM39 251V250H38ZM41 251V250H40ZM39 251V252H40ZM43 251V250H42ZM47 251V250H46ZM68 251V250H67ZM92 251V250H91ZM96 251H98V250H96ZM138 251V250H137ZM140 251V250H139ZM207 251V250H206ZM242 251V250H241ZM240 251V252H241ZM248 251V250H247ZM255 251V250H254ZM262 251V250H261ZM260 251V252H261ZM39 252H37V253H39ZM70 252H72V251H70ZM78 252V251H77ZM89 252H90V249H89ZM131 252V251H130ZM234 252V251H233ZM249 252V251H248ZM8 253V252H7ZM79 253V252H78ZM88 253V252H87ZM99 253V252H98ZM126 253H128V251L126 252ZM137 253V252H136ZM142 253V252H141ZM161 253H162V251H161ZM161 253L159 254L160 256H163V255H161ZM168 253H169V251H168ZM178 253V252H177ZM177 253L175 254V256H179V255H177ZM193 253V252H192ZM195 253V252H194ZM194 253H193V255H194ZM206 253V252H205ZM241 253H244L243 255H245V253L246 252H241ZM241 253H239L240 255H241ZM253 254H256V252H252ZM263 253V252H262ZM44 254V253H43ZM71 254V253H70ZM83 255H84V253H82ZM89 254H92V253H89ZM95 254V253H94ZM101 254V253H100ZM129 254H131V253H129ZM164 254H165V250H164ZM179 254H181V252L179 251ZM40 255H41V252H40ZM60 254H58V256H59ZM62 255V254H61ZM80 255V254H79ZM79 255H77V256H79ZM93 255V254H92ZM96 255V254H95ZM99 255V254H98ZM152 255V254H151ZM150 255V256H151ZM184 255V254H183ZM246 255H247V253H246ZM262 256H263V254H261ZM63 256V255H62ZM67 256V255H66ZM65 256V257H66ZM76 256V257H77ZM85 256V255H84ZM83 256V257H84ZM87 256L88 255H86V258H87ZM144 256H145V254H144ZM169 258L170 259H172V256H173V254H172V256L169 254ZM198 256H200L199 255V253H198ZM204 255L202 254V256L201 257H203ZM255 256V255H254ZM257 256V255H256ZM261 256V258H262V261L264 260L263 259V257ZM46 257V256H45ZM64 257V256H63ZM64 257V258H65ZM80 257V256H79ZM89 257L90 258H95V257H91L90 255H89ZM97 257V256H96ZM99 257V256H98ZM125 257V256H124ZM128 257V256H127ZM130 257V256H129ZM133 257V256H132ZM155 257V256H154ZM206 257V256H205ZM205 257H203V259L205 258ZM232 257V256H231ZM242 257V256H241ZM250 257V256H249ZM78 258V257H77ZM90 258H88V260H92V259H90ZM126 258V257H125ZM131 258V257H130ZM162 258H165V255H164V257H162ZM168 258V259H169ZM191 258V257H190ZM193 258H195V257H193ZM200 258V257H199ZM237 258H239V257H237ZM246 258V257H245ZM251 258V257H250ZM253 259H255V257H252ZM67 259H69V257H67ZM82 259V258H81ZM144 259V261H145V258H143ZM152 259V258H151ZM155 259V258H154ZM166 259V258H165ZM168 259H166L165 261H167ZM177 259V258H176ZM175 259V260H176ZM184 259V258H183ZM196 259V258H195ZM198 259V258H197ZM200 259H202V258H200ZM200 259H198L197 261H201ZM234 260H236L235 259V257L233 258ZM247 259H249L248 258V255H247ZM96 260V259H95ZM127 260H128V258H127ZM180 260V259H179ZM186 260V259H185ZM191 260V259H190ZM227 260H230V259H227ZM243 260H244V258L242 257V260H241V263L243 262ZM41 261V260H40ZM81 261H84V260H81ZM87 261V260H86ZM120 261V260H119ZM151 261V260H150ZM169 261V260H168ZM196 261V262H197ZM231 261V260H230ZM238 262H239V259L237 260ZM244 261H246V260H244ZM250 261V260H249ZM260 260H258V262H259ZM261 261V263H263ZM56 262H59V261H56ZM88 262V261H87ZM116 262H118V260L116 261ZM123 262H125V259H124V261ZM132 262H134V261H132ZM147 262V261H146ZM145 262V263H146ZM151 262H154V260H152ZM158 263V261H155V263ZM162 262H163V259H162ZM171 261H169L167 264H169ZM175 262V261H174ZM177 262H179V261H177ZM198 262V263H199ZM236 262V261H235ZM234 262V263H235ZM252 263H253V260L251 261ZM255 262V261H254ZM257 262V263H258ZM43 263V264H44ZM60 263V262H59ZM68 263H70L69 261H68ZM67 263V264H68ZM81 263V262H80ZM85 264H86V262H84ZM93 263H95V261L93 262ZM101 263V262H100ZM99 263V264H100ZM122 263V262H121ZM127 263V262H126ZM138 263V262H137ZM156 263V264H157ZM164 263V262H163ZM180 263V262H179ZM182 263V262H181ZM216 263V262H215ZM233 263V264H234ZM240 263V264H241ZM246 263H250V262H248V260L246 261ZM39 264V263H38ZM40 264H41V262H40ZM61 264V263H60ZM65 264V263H64ZM71 264H73V262L71 263ZM76 264V263H75ZM82 264V263H81ZM89 264V263H88ZM133 264H135V262L133 263ZM148 264V263H147ZM164 264H166V263H164ZM171 264V263H170ZM201 264V263H200ZM203 264V263H202ZM218 264H220L219 262H218ZM236 264H238V263H236ZM243 264V263H242ZM245 264V263H244ZM260 264V263H259Z\"/></svg>", "mask_w": 264, "mask_h": 264}]
</instances>
